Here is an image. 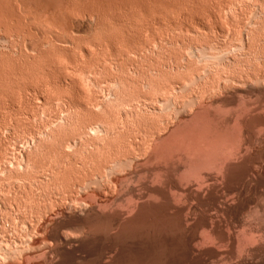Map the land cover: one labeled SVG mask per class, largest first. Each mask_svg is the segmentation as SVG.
<instances>
[{
    "label": "rangeland",
    "instance_id": "1",
    "mask_svg": "<svg viewBox=\"0 0 264 264\" xmlns=\"http://www.w3.org/2000/svg\"><path fill=\"white\" fill-rule=\"evenodd\" d=\"M148 1L147 0H80V1L79 0H1L2 5H0V23L3 21L6 22L8 20V22H11L10 23L11 28H8V25H9L8 22H7L8 25L4 22L6 25L4 23L3 24L5 26H7V28L5 26L4 27L1 26L2 28H0V39L1 38L2 39L7 38V40H8L10 38V40H8V41L11 45V42L15 43L14 40H16L15 38H17L16 43L14 45L16 46L19 44L20 46L18 45L17 47H15L12 44L11 46H14L15 48L11 47L12 49H10V45H9L7 40H3V41L0 40V59L3 57L2 58L3 60L1 59V62H0L1 63L0 64V68H1L0 70H2L3 66H5V65L9 67L12 63L14 64V62L16 61V60H14L15 58L19 59L18 61L20 63V67L25 68L24 66L27 64L25 63L26 61L25 62H23V61L25 60V58H26V60L28 59L27 55H31L30 57H33V56L37 57L38 56V54H37V56L36 55L32 56L33 53L36 54V52H33L34 51L33 47L35 48L37 45L38 46L40 45V47L37 46L38 48H41V49H39L40 52L43 48L47 49V47H48V49L50 48V51H52V52L55 51L53 53H58L59 51H61V52H59L60 55L58 53V56H56L57 55L56 54L55 55L56 57L54 56V60H53L56 62L57 57H58V61H57L58 64H57V62H56V64L61 66V68L63 65L67 64V66H68V64H71V65H74L75 68H77V66L80 65L82 70H85V69L87 70L88 64L92 63L93 61L95 62V60L96 61L101 60L100 62L101 63L103 62L102 65L104 64L103 66L105 67V64L107 62L102 61L104 56L106 58V59L104 58V60H107V58L112 57L111 58L112 60H110V61L113 62L115 60V61L119 62V63L115 62L118 66L116 67V70H115L116 72L112 71L115 74L114 76H116L119 73H120L119 74L120 76H123L122 75L123 70L121 72H119V71L123 67L120 64H123L124 62L127 63V64H124V66L126 65V67H123L124 70H126V68L129 69V66H130L129 64H131L132 69H129V72L134 71L131 73L133 76H135V74H138L140 71L142 73L143 69H146V70L149 69L148 71L151 70V72H148V71L146 72V70L144 71L145 76L148 75L147 73H149V74L152 73L151 76H153V77L157 76L158 74H160L159 76L162 77L163 73H165V70L167 69L166 70L167 72H166V74H164V77H167V76L169 77V75L173 74L174 71L170 70L171 73L170 72L168 73V71H169L168 69L171 67H174V68L177 66L180 67V65H181L182 69L179 68L181 71L180 70H177L179 72L176 71L177 73H180V78L178 75H176L178 77L176 80H178V81L175 84H173L174 83L173 80H175L174 76L170 75V76L174 77V78L171 77V79H173L172 80L173 83H172V81H170V82L168 81V79H167L168 77L166 78L167 79L166 81L169 82V85H170L168 87H166L167 85L166 86L164 85L165 80L163 82H161L159 76H157V79L160 81H153V82H155V85H154L152 80L153 79L156 80V77L151 79V82H148V81H150L149 78H151V77H149V75L147 76L146 79H145V76L143 75V73L141 75L138 74L134 78V77H132V75L129 72L125 73V71H124V74L128 73L131 76L127 74L128 78H127V76H126V78L129 80L124 79L125 81H127V83L124 81L125 82V84H124V82L122 81L123 79H121V82L123 85H125L127 87H129L128 86V83H129L130 89L128 88L129 89L128 91H130L129 93L132 92L133 95H134V92H140V90H138V88L141 89L140 84H141V86L145 84V83H143V84L141 83L142 80L141 81L139 80L140 82L136 81L135 83H136L137 87H136V85H133V86L136 87L137 91L133 92L132 91L133 86L131 84H133L135 79H138L137 77H139V79L144 78L145 81L147 80L146 83L148 82V83H150V85L152 83V85H154V86L151 85L152 86V88L150 89L151 92L149 91V89H146L150 93V94L148 93L149 95L147 94L146 97L142 98V96L144 94L143 95L141 94L142 96L138 95L139 97L136 95L137 93L135 94L137 98H142V99H140L141 101H139V99H137L138 101L136 99H134V100H136L137 103L139 102L138 104H140V102H141V104H143L144 102L142 100L145 99L144 100L145 106H149V105L151 106L152 105L151 103H154V101L157 99L161 98V100H162V94L158 95L159 92L155 91L156 87L159 86L156 82H159L160 85L163 83L162 88H161V86H159L161 90L164 89V87H166L165 89H167V88L173 89L174 88L173 90H175V91H173V92H172V89L170 90L171 92L169 91V89L164 91L166 94L168 93L167 96L165 94V97H169L168 100H171L168 102V100L166 99L167 100L166 106H169L172 103V101L175 102V103H173V105L172 104L171 105L173 107H177V108H172V110H174V109L176 111L178 110L177 115L175 116L174 112L172 111L173 114L171 113V117L175 116L176 118H178L181 122L182 127H184V123H185V125H186L185 127L188 131H189L188 123L193 118V116H194L193 114H196V112L200 113V111L201 112L204 111L205 110L204 108H206V110H207L206 113L208 112L209 114H213L214 111H216L215 110L216 107H218V108L220 107L221 109H223V111L235 112L236 110H238L237 106H238V98L239 97H242L244 99L246 98V100H248L250 103L264 105V95L263 94L261 95L258 93L259 90H261L260 89L261 85H264V83H260L261 81L255 82V81L259 80V79H257L258 76L260 78V76H262V74L264 72V3L262 0H148ZM93 2H94V4H92V5H95V3H96L95 10H96V7L98 6V4L100 3L99 5H100V7H102V9H100L98 6V10L100 13H103V11H104V14L101 15L97 10V13L99 14V19H96L95 21L94 20L90 21L87 18L89 15V12H87L88 13V15H87L86 12L83 13L82 11H86V10H84L85 8L88 11L90 8L89 5H91V3H93ZM58 4H60V5L57 6ZM262 4H263V6H262ZM61 5L64 8H61L60 7ZM139 5L140 6L145 5L146 7H143V9H142V7H140V9H142V11H141L139 8H135V7H139ZM55 6H56V8L58 7L57 8L58 10L56 8H54ZM260 6L262 7L261 8L262 15H260L259 16L260 18L258 19V16L256 17V15H258V14H255V13H258L257 11L260 9ZM222 7L223 8L225 7L224 9H222L223 11L221 10ZM49 8L51 9V11ZM145 8H147L146 11L144 10ZM103 9H105V10H103ZM114 9L116 11H114ZM13 11L15 13L16 12L17 13L15 14ZM12 12L17 17H15L14 14L10 15V13H12ZM144 14H146V15H144ZM82 15H85V17H83ZM100 15L102 17H100ZM9 16L12 19H9ZM261 16H262V18H261ZM82 17L86 18L87 20L83 19ZM253 17L255 20L253 19ZM252 20H254V21L252 22ZM58 21L60 22V24ZM86 21H88L87 25H85ZM92 21H93V24L96 23V25L94 24L95 26L93 24L92 25L90 24ZM69 23H72V25L74 24L73 26L71 25L72 27H74L76 23L78 24L77 27L80 25V28L79 27L78 28L80 30H82L81 31L82 33L77 29V27L73 28V29L70 28L71 32L76 30L75 31L76 33L74 35H70L69 40L72 42L70 43V41H69V43L68 44L66 43L67 44L66 45L65 43L61 42V41L65 42L67 40L65 38L66 36H64V33L62 31V29H63L62 27L65 26V28H66V24L68 25ZM46 24H47V26H46ZM0 25H2V24H0ZM84 25H85V27H84ZM86 26L87 27L89 26L91 28V30L88 27V29H89V31H88ZM92 28H94V29L92 30ZM84 29H87V31H88V32L86 31L87 34L84 32L85 31ZM184 29L187 32H185ZM10 30H13L14 32L10 31ZM67 30H69V29L67 28ZM9 32H13L15 34H12ZM16 32H19V33L17 34ZM64 32L67 35L71 34V33H68V31H66V29ZM77 32H78V35H77ZM241 32H243V33H241ZM246 33L249 36L246 37L245 36ZM16 34L20 35V36L15 37ZM79 34L81 37L79 36ZM11 35L12 36L14 35L13 36L14 40H12L13 37L12 38L9 37ZM75 35H77V37ZM43 36L45 39H43ZM72 36H75L76 37L75 40L77 39L80 42L79 47H77V45H75L76 51L73 50V49H75L74 44H79V42L77 41L78 43H76V41H73L74 37L72 38L73 40L70 39ZM165 36L167 38H165ZM250 36H251V39L254 38L253 41L249 39ZM55 37L58 40H56ZM47 38H49V40H46ZM160 38L162 40L161 41V43H162L161 47H159L160 46L159 45V42H160L159 39ZM243 38L248 39L247 40L248 44L249 43L255 44V45L251 44L252 45V46H250L251 49L249 48L250 44L249 45L247 44L248 48L247 47L246 48L248 49V51L245 47L240 46V45H242V43L240 41H242ZM41 39L45 40L46 43L48 41H49L48 43H50V40H51V43H54L55 47L53 46L54 44H52V45L47 44V47H46L45 42L43 43V45L37 44L38 43L37 41L38 40L41 41ZM53 39L57 43L59 41V43L57 45L59 48L61 47L62 50L57 49L56 43L54 41H52ZM155 39H157L159 42ZM22 40H24V42H22ZM1 41L3 43H1ZM6 41H7V43H6ZM152 41H154V42L157 41L156 45L154 43L155 46L153 45L154 46L153 49H152V44H151V43H153ZM17 42H19V43L17 44ZM21 42L23 45L25 44L24 47L21 46V44H20ZM42 42L43 41H41V43ZM93 42H94V44H93ZM108 42H109V44H108ZM28 43L33 44V45H31L32 47L29 46ZM60 43L62 44V46L60 45ZM86 43H87V47H85ZM89 43L92 46L89 47V45H88ZM149 43H150V45H149ZM34 44H35V46H34ZM71 44H73V46ZM48 45H50V47ZM83 45H85V46H83ZM25 46H27V48L30 47L33 50H31L29 48L24 50L25 51V52L23 51L24 54L28 53V54H25L26 56L24 57V54L22 53V51L21 52H18V51H20V49H21L19 47H23V49H24V48H26ZM41 46H44V47H41ZM52 46L56 50H54V48H52L53 49L52 50L51 49ZM69 46H71V48ZM80 46L83 48L85 47L84 50H83V48H82V50H78L79 48H81ZM93 46H94V49L97 51H95L92 48ZM104 46H106L107 49ZM253 46H255L254 47L255 49L253 48ZM142 47L146 50L147 49L149 50L151 48L153 51L152 50H151L152 52H150V50L146 51ZM147 47H149V48H147ZM16 48L18 49L17 52H16ZM36 48H35V50H36ZM38 48H37V53H39ZM141 48L143 49L144 52L142 51ZM242 48H244L246 51ZM46 49H43L42 51H44ZM86 49H87V51H86ZM29 50H30V52H29ZM69 50H71L70 54H69ZM130 50H131V52H130ZM74 51H75V53H72ZM80 51H84L83 52L84 54L85 53L87 54L89 51V54H87L88 56L90 55L89 58L86 54L84 56V54ZM92 51H93V53H91ZM94 51H95V53H94ZM127 51L129 52V54L127 53ZM46 52L47 51H44V54L42 52L43 56H45V58H46L49 55L48 57H50V54H47ZM52 52H51V54H53ZM78 52H80L81 55L83 54L82 56H84V57H82L80 55V53H79V55L77 54L78 56H75L76 53H78ZM139 52H142V53L140 54ZM9 53H10V55H9ZM17 53L19 54V56H17L18 55ZM135 53L139 54V55L137 56ZM4 54H5V56H4ZM12 54H14V55H12ZM21 54L23 57L21 56ZM42 54L40 53V55H42ZM45 54H47V55H45ZM71 54H75L74 55L75 58L79 57L80 59L78 60V58H77L78 61H76L73 58V60H72L73 55H71ZM92 54H95V56L99 55L98 57L100 60H98V58L95 56H94V59L95 58L96 59L91 60ZM8 55H9V57H8ZM53 55H51V57H53ZM43 56H40V57H43ZM68 56L71 58V59H69V61L67 60L68 58L66 59V57H68ZM21 57L24 60L21 59ZM51 57H50V59L52 60L53 58H51ZM5 58H6V60H5ZM45 58L43 57L44 60H45ZM83 58H84L85 62L86 61L88 62V64H86L87 62L85 63L86 65L84 64L85 65L84 69L82 67L83 65H81V62H79L82 60V64H83L84 63ZM125 58H126V60H125ZM169 58H171L172 60ZM173 58L175 60H173ZM20 59L23 60V61H21L22 63L20 62ZM40 59H42V58H39V60ZM63 59L65 60V62L62 61ZM166 59L169 61V63H167L168 61H166ZM10 60H12V62ZM31 60H33V62H34L35 59H31ZM39 60L38 59L35 60L36 62L38 61L37 64L40 62ZM66 60L68 62H71L70 60H72V62L76 61L78 64L79 63L80 64L77 65L76 62H74L75 64L74 63H67ZM161 60H163V65L165 67H163V65H161V66L159 65L160 67L158 66V63L159 62L161 63ZM5 61H6V63H5ZM18 61H16V62L18 63ZM43 61L40 63H41V66L43 65L44 67L47 63L49 65V63L51 62L49 60V61H47V63L45 61L44 62L45 64H43ZM110 61H108V63L109 64L111 63V65H114V67H115L116 65L113 64L114 62L112 63ZM176 61L177 62L179 61L178 63H180V65H178V63ZM9 62H11V63L9 64ZM16 62H15V64H17ZM28 62L29 61H27V63ZM30 62L28 64H30ZM36 62L33 63L34 66L36 65ZM55 62L53 64L50 63L51 66L52 65L54 66ZM59 62H60V64H62L63 62L64 63H63V65H60ZM121 62H123V63H121ZM134 62H136V63H134ZM164 62L169 64V65L168 66L165 65ZM23 63H24V65L22 66L21 64H23ZM96 63L97 62H95V64ZM99 63H97V64L99 65ZM108 63L106 65H108ZM18 64H17V66H18ZM170 64H172V65H170ZM33 65H31V68L33 67V69H35L36 67L34 68ZM57 65H55L54 68L52 66L50 68L51 71L54 69H56L54 71H56L57 73H59V71L61 73L64 71L66 74H69V76L71 78L72 77L74 78V79L73 78L71 79L70 77L67 76L68 78L66 77V79H67L68 83H63L64 84V85L62 84L63 88L65 87L66 84H67L68 88L70 86L73 87L72 84L70 85V83L79 78V74L77 75V74L71 73L72 68H74V67L69 65L71 68L65 67V69H67V68L68 69L62 71V69L59 66L56 67ZM89 65L94 66V67H92V69L89 68V71L93 70V68H95V66H96L93 64H89ZM119 65H120V67L121 66L122 67L120 68ZM149 65H153L151 67L152 69L148 68ZM174 65H176V66H174ZM11 66L13 67L14 65H11ZM17 66H15L14 68L6 67L8 69H5V67H4V71L6 70L5 71L6 74H7V70L9 72H11L10 74H11V76H13L12 78H13L15 83L12 81L14 84L11 85L12 84L11 83L12 78L9 75V73L7 75L11 78V79H8L10 81V83L8 80L4 81L5 83H3V81H2L1 83H3V84L0 83L1 84L0 86L3 85L2 87H0V88H2L1 92H0V107L4 106L3 107L4 109L3 108L0 109L1 110L0 111V161H1L0 163L2 164V166L6 164L5 165V166H7L6 168H9V166H11L12 168L15 167L13 164H15L16 161H14L13 158L16 159L15 158L16 156L18 157L20 155L26 154L29 152V150L31 152V149L27 148V146L24 143L36 131V128H34L35 127L34 125L38 126V128H37L38 133L41 132V130H45L47 127H49L51 125L50 123L53 121V119L58 114H60L59 112L61 110H63L62 109L63 105L61 103L64 104L65 100L70 101V99H68L69 98L68 96L71 95L70 89H72L71 87L68 89L67 86L64 88V91L67 92V95H66L67 97L65 96L66 98H64L63 101H61V99H59V98H63V96L65 95L64 91L62 92V90H61L62 86H61V88L59 87L60 90H59V88H57L59 91H54V88H52L51 86L48 87L46 85L47 88L51 87L48 90L50 92L49 93L46 89V86L44 87L42 85L45 83L44 82L42 83L41 79L45 81L44 78H45V76L47 77L48 73H49V75L51 74L50 77L54 74L57 75V73H55L54 71H52V73H54V74H52L50 71L49 72L47 71L48 73L45 72L46 67H47L46 66L45 69H43V71H42L44 73L43 74L44 76L41 74H39L40 75L39 77H37L38 75L36 76L38 82H36V81L34 82L31 80L30 82L34 83V84H31L30 82H28L27 79H25V80H27L26 83L28 82V84L23 82L26 87L29 84L32 85V86L29 85L30 88L32 87V89L29 88V90H33V88H34L33 86H36L35 83H37V86L40 84L42 87L45 88V89L42 88L43 91L40 89L43 94L40 93L41 95H39V92H38V91H40L39 89L37 91L38 93L36 91H33V93H31L32 91H29L27 93V91H25L26 87L21 82L23 80V78L21 77L22 79H20L19 77L21 75L20 76L18 75V74H20V73H18L20 67L17 68ZM27 66L29 67L30 65H27ZM108 66L110 67V65H108ZM131 66H130V68H131ZM49 67H50V65L47 67V70H50V69H48ZM80 67H78V70L81 71ZM109 67H106V68H108L109 71L104 69L105 72L104 71L102 72V70H101L100 71L101 75H96L97 77H99L98 79H97V77H95V78H94V76L92 77V74L89 76V78H94V79H96V81L97 80L100 81L99 83L102 85H100L98 83V81L96 83L94 82L95 84H90L91 82L87 83V81H85V83H84L85 85L84 84L81 85L83 88V92H84L83 98L86 97L89 100V97H87L86 95H88V96L91 95L90 99L92 96H93L92 99L94 97L96 98L97 96H99V97H97L98 99L102 98V96H103L102 93L104 92V90L109 85H112V84H110L111 82H109V83L107 82L108 81L107 79H110L108 77L113 76V75H109L108 77H106L107 79L105 78V76L112 73V72H110L111 69ZM134 67L139 68L141 70L135 69ZM185 67H188L187 70ZM37 68H38V65H37ZM57 68H59V69H57ZM158 68L160 69V71H159L160 73L158 72V70H159ZM9 69H11V71ZM63 69H64V66H63ZM118 69H119V71H117ZM128 69H127V71H128ZM163 69H165V70H163ZM177 69H178V67H177ZM188 69L190 70V72H187ZM12 70H14L16 72H12ZM135 70L138 72H136ZM185 70H186L185 73L187 74V76H188V74L190 76H191V74L193 75L194 78L191 76L192 77V78H190L191 81H192V79H195V78L197 80L195 79V80H193V82H191L190 79L188 80V77L186 76L187 80L185 79V82H188L189 84L184 83L185 85L183 84V86H181L180 84L183 83V80H184L183 77L181 76V74ZM191 70H193V72H191ZM67 71L68 72L70 71V72L67 73ZM89 71H87V72H89ZM194 71H196L197 73L195 72L196 74H194ZM107 72H109V73H107ZM12 73L13 74L17 73V75L16 74L15 75L17 77L18 76L19 77L17 78ZM70 73L72 74V76ZM103 73L104 74L107 73V74L104 76ZM167 73L169 75H167ZM49 75H48V77H49ZM61 75H59V76H61ZM75 75H77L78 77L76 78ZM102 75L104 76V78H101ZM119 75H117V77ZM173 75H175V73ZM57 76L55 78H58ZM141 76H142V78H141ZM48 77H47V79L50 78V77L49 78ZM186 77H184V78H186ZM14 78H16L17 80L20 79V80H18L20 82H18ZM51 78H53V77H51ZM131 78L133 79V82L130 84ZM68 79H71L72 81L71 80L69 81ZM101 79H103V80L106 79V81H104L105 83L102 82ZM144 79L142 82H145ZM171 79L169 78V80H171ZM34 80H36V79H34ZM79 80H80L79 82L82 83L81 77L79 78ZM119 81H120V79H119ZM137 82H138V84H137ZM167 82H166V84H168ZM21 83H22V85H21ZM97 83L99 84L98 87L106 86L105 88L102 87L103 91L101 88H99L100 90H98L97 88L94 90V88L97 86L96 85ZM107 83L109 85H105ZM4 84H6V85H4ZM122 84H120V85H122ZM171 84L173 85V87ZM175 85L177 86L178 89L176 88ZM23 86L25 87L24 89L22 88ZM37 86H36V88H37ZM91 86H92V88H91ZM125 86H123V88ZM131 86H132V88H131ZM53 87L56 88V86H53ZM127 87H125L126 90H127ZM120 88H121V86H120ZM142 88H144V87L142 86ZM154 88H155V90H154ZM51 89L53 90V92ZM57 89H55V90H57ZM90 89L93 91H89ZM125 89H124V91L121 92V94H122V96H124V98H125L126 94L128 93V91H126ZM152 89L154 90L155 94H156V92L158 93V94H156V96L152 95V94H154ZM160 89L157 87L158 91H160ZM34 90H37V89L34 88ZM73 90H72V95L73 96L77 95L76 91H73ZM133 90H135V89H133ZM141 90L143 91V89H141ZM144 90H145V88H144ZM12 91H13V93L11 94ZM100 91H101V93H100ZM125 91L127 93L125 95H123ZM147 91H144V92L147 93ZM167 91H169V92H167ZM34 92H36V93H34ZM47 92L50 94L49 96H51L52 93H54V92H56L58 94L59 98L55 97L57 95H55V96L52 95L51 98H49V99H53V100L58 98V100L57 99L55 100L56 106L54 104V101H52L53 103L50 104L49 107L47 105L48 103H43L44 99H46V98L48 99V97H49V96H47L48 95ZM58 92H60L63 96L61 95V97H60L59 96L60 94ZM74 92H75V94H74ZM86 92H87V94H85ZM92 92H96V93L93 95ZM161 92H163V90ZM56 93H54V94H56ZM13 94H15V95L13 96ZM25 94H27V95H25ZM132 94H128V95L131 96ZM138 94H140V93H138ZM30 95H31V97H30ZM128 95H127V97H128ZM25 96L26 97L28 96L30 99L27 100V98ZM122 96H121V98L124 99ZM150 96H153L152 98H154V101L152 100V98ZM158 96L159 97L161 96V97L159 98ZM34 97H36V98H34ZM41 97L42 98L45 97L43 99V101H42ZM72 97H71V99H72ZM163 97H164V94H163ZM73 98H74L73 100H75L77 98L75 100V102H80V101H78L79 100L78 96L77 97L74 96ZM130 98L131 97H128L129 100H130ZM146 98H147V100L151 98L148 101L149 103H150V101H152L148 105H147ZM31 100H33L34 102ZM36 100H39L42 105L46 104L47 106L45 105L43 108V106H41L40 104H39L40 106L37 105L39 103V101L36 102ZM73 100H71V101H73ZM126 100H127V98L124 101H126ZM129 100H127V102H126L127 104H128V102L130 103ZM163 100H165V99H163ZM58 101L59 102L61 101V103H59ZM81 101H83V100H81ZM84 101L86 102V99H84ZM124 101H122V102H124ZM30 102L34 103V105L30 106V104H32ZM4 103H6L5 105L7 107V110H6ZM11 103L14 104V105L12 104L13 107H12V105H9ZM133 103L134 102H131L130 105H132ZM35 104H36V106H35ZM58 104H60V107H62V108H60L58 106L60 108V110H59V108H57ZM122 104H124V103H122ZM127 104H125V105H127ZM138 104H136V105H138ZM175 104L177 106H174ZM52 105L55 107V109L57 108V110L53 109L54 113H52L53 111L51 110L52 108H54V107H52ZM34 106L36 108L37 107L42 108V110H41L42 112H39L40 114L36 113L39 109L38 108L34 109ZM150 106L148 107V109L150 108L149 110H151L150 112H148L149 110L147 108H146V111L148 110L147 113H146L145 109L144 110L142 109V112L143 113L145 112L146 115L148 113L153 114V112H155L154 115L156 117L157 116L161 117L162 115H159V114L164 113V112H162V113L157 112L156 110L153 111V109ZM172 106H170V107H172ZM200 106L202 107L203 110L200 109ZM10 107H12V109ZM49 108H51L50 109L51 112L49 111ZM32 109L36 110L35 111L36 114L34 113V111H32ZM196 109H200V111H198ZM167 110L169 113L171 112V111H169L171 109L167 108ZM167 110H164V111H166L164 113V115L167 114ZM56 111H59V112H56ZM27 112H29L31 115H29V113L27 114ZM143 113L138 114L139 120L136 119L135 120L136 122L133 121L134 118L132 119V115H130L131 117L129 116L130 118L129 117L126 118L127 123H126L125 128L127 130L125 129V131L123 133H121L120 136L115 137V139L122 137L121 142L119 141L121 139H119L117 141L119 144H117L115 142L116 145L119 147H117L115 144H113L114 142L112 143L113 146L114 145L116 146L115 147L116 151L115 150L113 151L112 149H110V148L114 149V147L111 145V143L109 144V146L110 145L112 146V147H109L110 151H112L111 153L114 155L117 154L119 158H121V159L124 158L123 155H125L127 153L125 155V158H124L126 160L122 159V161H121V159H118V157H117L116 161L119 162V160H120V163L116 162V164L117 163L118 164L123 163L122 168L120 167L121 165L117 164L119 166V168H121V170L117 169V170H119L118 173L116 172L117 170L115 172H114V170H111L110 168H112V167L109 165L108 166L109 170L106 171L105 173L108 172L110 174V172L113 171V173L111 172L112 173L111 176H109V174L107 173L106 175H108V177H106L103 174L104 178L102 177L103 176L102 175L101 178L100 177H98V179L95 178L96 180L93 178V180H95V181H93L91 179L95 184H97L102 178L105 179V177H106L107 180L103 181V179H102L101 180L102 182L100 181V185L97 186V188H94V187H96V185L93 187L90 186V185H94V183L92 181L88 182V183H90L89 186L87 185L88 183L86 184L87 185L86 187L92 188V189L89 188L91 190H87L88 188L86 189L85 186L81 185V187L79 189H77V191H75L73 189V187L70 186V184L72 183V181H71L72 177L74 175L77 176L73 172L69 173L70 172L69 170L72 169V167L69 169V166H71L72 163L74 162L72 160L73 157L71 154H73L74 160L77 159L78 156L76 157V154H74V151H72L71 154L69 153V152H71L72 149L71 150L68 149V150H70L69 152L67 151V153L72 157V158L69 157L70 161L72 160L71 161L72 163L69 162L70 163L68 166L69 170L66 169V173L65 172L64 173L67 174V172H68L69 174H71L73 176L70 177L69 174H68V176L66 175L65 177L70 178L69 179L70 181H67L68 178L65 179L64 176H61L62 174H60V176H61L60 178L61 179L64 178V180H62L61 183H63L64 185L66 184V186H64L62 184L60 187L62 189L64 186V188H63V190L59 189L58 194H59V192L61 194V191L64 193V190L66 189L65 191L68 193L71 190L70 192L72 193L71 195H72L73 199L76 196L78 199L81 198L82 200H84V199H86L87 195L88 194L91 195V193H92V195H95V197L97 196L96 198H98V200H100V202L95 197H94V199H96V203H94L93 199H91L93 197L90 198L89 202L87 201L89 199L87 197L86 201H87L88 205L90 203H92L95 207L96 206L98 207V205L102 204V202H103V204L106 203L104 205L105 206L107 205L108 208L107 209L105 208L106 210H104V209L102 210L106 214L101 212V210H100L101 208L99 209V207L98 208L96 207V211L97 210H100V211H97L95 214L97 215L98 218H101V220H98L96 218V215L95 216L92 214H89L88 216L85 215L84 210L86 211V209H88V208L86 207V205L83 206L81 204V206H80V203L78 204V202H77V205H79V206H77L75 204V202H76L75 199L76 200H78V199L75 198L72 201L71 200L67 201L69 207H67L68 206L67 202L66 203L64 202L66 205L63 204V202H59L58 203L59 205L57 203H54L56 206L53 205V203L48 204L49 205L48 208L47 207L45 208V212L48 213V214H46L47 218L45 217L43 219L45 222L44 221H39V222L37 221V223L40 226L39 227L38 224H36L35 218L33 216L35 213V207L33 208V205L34 204L37 205V203H38V202L34 203L35 202L34 198L36 199L39 196L38 198H40V197L41 198L40 199L37 198L36 200H42L43 201L45 195L42 198L41 194H43V193L40 194L39 191H41V192L43 191L44 193L48 192L47 195L49 194L48 196H50V197L56 196L57 194L55 192L54 193L51 192L50 189H48L44 186H42V187L37 186L34 183L33 178H30L31 176L30 177L27 176V178H30L33 183H31V180L27 179L25 176L22 177L23 180H24V178H26L25 182L21 181L22 178H19L21 180L17 179V182H15V180H9L10 181L9 182L8 180L6 181L5 178H3L4 180H2V177L5 176L8 169L5 172L1 173L2 175H0V180H1L0 181V213H1L0 214V232H1L0 233V264H264V244L260 245L261 248L259 247V249H257L258 251L256 250L255 252H249V255H248V252L246 250L240 249L239 247L237 250H235L236 253L232 252L231 251L232 245L229 241V239H231V238H236V239L242 238L246 234L252 233L251 231H255V232H253V234L255 235V233L257 232L258 229L259 230L264 229V223H263L264 217H261L264 215V213L262 212V210L264 209V203H263L264 202L263 201L264 200L263 199L264 198V196H263L264 195V188H262L260 190H254L253 188H251L248 191V193L246 194L244 202L242 203L243 205L241 204V206L238 204H237L238 206H236V204L224 205V204H221L222 200L220 199V201H219L220 203L218 202L217 206H220V207H222V205L226 206V207H223V208H225L226 211L224 210L225 212H223L222 214H221V212H218L217 206H215V207L213 206V207L208 208V209L206 208V210L205 209L200 210L202 214H200V211H198L199 213L197 211L195 213H193L194 212L193 208H196V207L198 208V206H199L198 201H195V200L194 201H188L185 197L181 196L183 194H178L179 191L177 192L174 189H173L174 192H172V191L168 192V189H167V191H164V192H167V194H165V198L166 197H168V198L165 200L163 199L164 201L163 200L160 201L161 203L159 202V204H157L158 206L155 204L154 205H145L139 211L133 210L134 212L129 208V207H131V205H130L131 203H130V200L128 199L127 193L130 192L131 190H133V191L135 190V192H137L141 195V193H143L142 184L144 182V178L148 179L149 171L151 169L150 168L151 165H149L150 167L148 165H147V167H145L146 165L144 166L143 158L145 156H143L144 155L143 153H142L143 155L140 154L139 152L134 153V151L140 150L139 149L140 147L138 148V146H135V145H127V142H130L132 144V140H134L136 137L135 135H137L136 133L138 131H140L142 128H144L143 129L144 132H146L145 130H148V129L150 130L152 128V126H151V128H149L150 126L149 127L146 126L145 123H148L149 121L145 122L146 115H144L145 113L144 114ZM169 113H168V116L166 115L168 117V119L170 117ZM203 113H205V112H203ZM26 114L28 116H26ZM33 114H35V115H33ZM37 114H38V116H37ZM142 114H143L145 119L143 118ZM133 115H135V114H133ZM148 115H147L146 121L148 120V117L150 116V115L149 116ZM154 115H152L153 118L155 117ZM30 116H32L33 118ZM35 116H36V118H35ZM136 116L137 115H135V117ZM140 116L144 119L143 122H145V123L141 122V120H143V119H141ZM166 116H165V118H167ZM258 116L263 118L264 117L263 111H261V113H258ZM29 117H30V119H29ZM27 119H28V122L29 121H31V122L34 121V122H32V123L29 122L27 124ZM149 119H150V122H153V120H155V119L151 120V116ZM30 123L34 124L33 126H31L32 128L30 127V125H31ZM141 123L143 124V126H141L142 125ZM144 124H145V126H144ZM151 124H153V123H151ZM147 125H149V123ZM140 126H141V128H139ZM228 126L231 127V124L229 123ZM24 127H26L27 129ZM43 127L45 129H43ZM2 128H4V129H2ZM16 128H19V129L17 130ZM28 129L29 130L32 129L35 131L31 130L32 134L30 135V133H27V132H29ZM12 130H13V133H12ZM14 131H16L15 132L16 135L13 136V134H15ZM23 131H26V132H23ZM135 131H137V132H135ZM37 132L35 133V135L37 134ZM22 133H24V134H22ZM147 133H148V131H147ZM27 135H28V137H27ZM133 135H134V139H133ZM30 146L33 149L32 145H30ZM134 147H137L138 149L134 148ZM46 148L44 151H48L49 156H51V154H53V155L56 154V153L54 154L53 149H49L51 147L48 148L46 146ZM132 148H134L135 150H133ZM117 149H119V150H117ZM131 149L133 151H130ZM20 150H22V151H20ZM23 150L25 151V153ZM50 150H52V152ZM120 151H121V153H120ZM115 152H117V153H115ZM120 154L123 157H120L121 156ZM48 155L45 156V158L48 157ZM53 157H49V158L50 159L53 158L52 161H57V159H60L61 157H62L61 159H63L62 155H61V157L58 156L60 158H56V159H55V156H53ZM79 157H81V156H79ZM38 158L40 159V157H37L35 159H38ZM43 158H41V160H40L41 163L43 162L42 161ZM31 159H33V157H31ZM39 159L37 161H39ZM61 159L58 160L56 163L59 164L60 161H62ZM4 160H7L8 163L11 160H13L14 162L11 161V164L7 165V162H5ZM34 160H33V162H34ZM46 160H47V158L44 160L45 162H43V163H45L47 165L52 163V161L48 163ZM101 161H103V160H101ZM34 163H37V162L35 161ZM41 163L38 162L37 163L38 165L36 164L38 167L35 168V170L39 171V168H41L42 164H43V163L42 164ZM79 163H80V161H79ZM40 164H41V166L39 167ZM53 164H54V162H53ZM58 164H54V165H58ZM79 165H81V163ZM42 168H44V167H42ZM241 168H244V167H241ZM18 169H20V168L18 167ZM60 173H62V171ZM3 174H4V176H3ZM175 178H177V177H174V179ZM179 178H181V177L178 176L177 180L173 179L172 183H174L175 185L177 184V186H179L180 189L182 188V190H187L188 186H186V185H188L189 183H190L189 185H191V183L194 184V182L197 180V179L195 180V178H194V180H192L190 178L189 180L190 181L192 180L193 182H189V180L187 178L185 180V178L182 177V179L184 178V180L187 182V184H186V182L185 183L183 181L181 182V180ZM18 180L21 181L20 183H23V184H21V185H23V187L27 183L30 182L29 184L30 185L33 184L32 185L33 187L32 186L31 187L34 188V190L31 189L30 185L27 186L28 184L26 185L27 188L21 187V185H19L20 183H18L19 182ZM65 180L67 181V183H65L66 182ZM14 182L17 183V187L20 186L21 188L20 187H19L20 189H18L16 187L13 188L12 186H14V185L12 183H14ZM91 182H92V184H91ZM179 182H181V183L178 184ZM197 182L201 183L200 180L199 181L197 180ZM68 183H70V184H68ZM8 184H10V185H8ZM102 184H104V186L100 187ZM218 184H220L223 187H221ZM43 187L46 188V190H48V191L43 190L44 189ZM83 187H85V188H83ZM161 187H165V186L161 185ZM220 187H221V189H220ZM224 187H226L224 184L217 182L212 188L209 189L208 192L206 191L205 194L208 195V197L203 195L204 193H202L200 190V192L202 193L203 196L200 194V195H198V198L201 201L206 200L208 202V199H207V198H209L208 193H215L218 191L219 192L221 191V193H222V192H224ZM12 188H13V190H12ZM28 188H30V190ZM41 188H42V190H41ZM14 189H15V191H14ZM25 189L27 190V192ZM68 189H70V190L68 191ZM85 189H86V191H84ZM97 189H98V191H97ZM163 189L166 190L165 188H163ZM17 190H19V191H17ZM31 190L34 193L33 192L31 193ZM35 190H36V192H35ZM92 190L94 192H92ZM29 191H30V193H29ZM198 191H196V192L199 193ZM20 192H21V194H20ZM23 192H26V193H24V195H23ZM49 192H51L52 194H50ZM196 192H194L193 194H195V196L197 197ZM35 193L36 194L38 193L39 195L38 194H37V196L25 195V194H35ZM73 193H76V195ZM174 193H176V195H174ZM18 194L21 196H19ZM47 195H46V197H48ZM6 196H8V197H6ZM22 196L23 197L25 196V197L23 198ZM26 196L29 197L30 199L33 196V198H32L33 201L28 199V201L30 200L33 202L32 203L33 205H32V204H30L31 202L29 201V206L31 205L32 209L28 206L27 201H26V203L23 202L25 205L22 203V200L23 201L27 200ZM14 197H15V199H14ZM20 197H22L23 199ZM50 197H48V198H50ZM204 197H207V198L205 199ZM52 198H54V197H52ZM16 200H17V202H15ZM45 200H48V199L45 198ZM179 200H181V201H179ZM73 201H74V203H73ZM206 201H204V202H206ZM19 202H21L23 204L22 206L23 207L25 206V207L23 208ZM163 202H165V203L163 204ZM178 202H180V204ZM187 202H189V204ZM60 203H62V204H60ZM70 204L72 205L71 208H70ZM26 205L28 207V210L26 209L27 208ZM51 205H53V206H51ZM62 205H65V206H62ZM73 205L76 207V209H75V207H73ZM188 205H189V207H188ZM215 205H216V203H215ZM57 206H58V208H57ZM52 207H54V208H52ZM81 207L82 208L85 207V209L84 210L82 209L83 211H81L83 213L78 211L81 209ZM261 207H263V208L261 209ZM16 208L17 209L19 208L20 211H19V209L17 211ZM49 209H51V210H49ZM200 209H202V208H200ZM257 209H258V211H257ZM30 210H32V212H30ZM48 210L50 212H48ZM188 210H190V211H188ZM216 210H217V212H216ZM252 211H254V212H252ZM55 212H57V213L54 214ZM72 212H74L75 214ZM97 213H99V214H97ZM53 214L55 215V217L53 216ZM57 214H59V215H57ZM103 214H105L103 216L105 218H103L101 216ZM256 214H258L259 216ZM80 215H82V216H80ZM90 215L94 216L96 219L95 218L92 219V217ZM98 215L101 217H99ZM247 215H248V217H247ZM252 215H254V216H252ZM50 216L52 218H50ZM32 218H34V219H32ZM212 218H214V219H212ZM257 219H260L261 221L257 220ZM110 220L112 222H110ZM116 220H118V222ZM210 220H211V222H210ZM259 224L260 225L262 224L263 228H262V225H261V227H259ZM32 225L36 226V227H33ZM210 225L214 228L216 225L220 227L221 233L224 236V240L222 242L218 243L215 241L210 242V240L207 239L206 240V242H208L207 244L206 243L201 244V243L196 242V240L198 238H203V239L207 238L206 234L208 233V229H210L209 227H211ZM255 227L257 229H255ZM32 228L34 229V231H32L33 230ZM248 230H249V232H248ZM223 232H225V233H223ZM243 232H245V233H243ZM257 234L258 233H256V235ZM64 238H65V240H64ZM9 244H11V245H9ZM5 246H6V248H5ZM8 248H9V250H8ZM17 248H18V250H17ZM20 249H22V250H20ZM4 250L8 251L10 253L9 258L5 257L6 255L3 256ZM13 250L15 253L13 252ZM1 253H3V254H1Z\"/></svg>",
    "mask_w": 264,
    "mask_h": 264
},
{
    "label": "bare ground",
    "instance_id": "2",
    "mask_svg": "<svg viewBox=\"0 0 264 264\" xmlns=\"http://www.w3.org/2000/svg\"><path fill=\"white\" fill-rule=\"evenodd\" d=\"M80 1V0H79ZM148 1V0H147ZM263 1V3H264V0H262ZM72 2V1H71ZM149 2V1H148ZM81 3V2H80ZM107 3V2H106ZM170 3V2H169ZM92 4H94V2L93 3H91V5H89L90 6V8H89V10L87 11V9L85 8L84 10H86V11H82L83 13L84 12H89V15H88V13H87V15H88V19L91 21V20H96V19H99V14L97 13V10H98V6H99V8L100 9H102V7H100V3L98 4V6L96 7V10H95V5H96V3H95V5H92ZM0 5H2V3H1V0H0ZM49 5V4H48ZM60 4H58L57 6H59ZM128 5V4H127ZM85 6V5H84ZM103 6V5H102ZM126 6V5H125ZM225 6V5H224ZM262 6H263V4H262ZM45 7V6H44ZM61 8H64V7H62V5L60 6ZM59 7V8H60ZM82 7V6H81ZM104 7V6H103ZM110 7V6H109ZM120 7V6H119ZM140 7H142V9H143V7H146L145 5H143V6H140L139 5V7H135V8H139L140 9ZM53 8V7H52ZM54 8H56V6L54 7ZM58 8V7H57ZM56 8V9H57ZM80 8V7H79ZM114 8V7H113ZM117 8V7H116ZM225 8V7H224ZM223 7L221 8V10L222 9H224ZM261 6H260V9L257 11L258 13H255V14H258V15H256V17L258 16V19L260 18L259 16L260 15H262V11H261ZM50 9V8H49ZM71 9V8H70ZM109 9V8H108ZM125 9V8H124ZM142 9H140L141 11H142ZM58 10V9H57ZM64 10V9H63ZM103 10H105V9H103ZM145 11L147 10V8H145L144 9ZM163 10V9H162ZM50 11H51V9H50ZM75 11V10H74ZM78 11V10H77ZM101 11V10H100ZM114 11H116L115 9H114ZM223 11V10H222ZM221 11V12H222ZM14 12V11H13ZM10 13V15H12V14H14V13ZM98 12H99V10H98ZM102 12V11H101ZM129 12V11H128ZM144 12V11H143ZM17 13V12H16ZM15 13V14H16ZM61 13V12H60ZM59 13V14H60ZM82 13V14H83ZM100 13V12H99ZM116 13V12H115ZM155 13V12H154ZM14 14V16L15 17H17L16 15ZM46 14V13H45ZM63 14V13H62ZM101 15H103L104 14V11H103V13H100ZM106 14V13H105ZM254 14V15H255ZM86 15V14H85ZM85 15H82L83 17H85ZM100 15V17H102ZM144 15H146V14H144ZM38 16V15H37ZM82 17V18H83ZM98 17V18H97ZM63 18V17H62ZM74 18V17H73ZM72 18V19H73ZM261 18H262V16H261ZM9 19H12L10 16H9ZM55 19V18H54ZM66 19V18H65ZM83 19H86V18H83ZM82 19V20H83ZM253 19H254V17H253ZM87 20V19H86ZM156 20V19H155ZM255 20V19H254ZM254 20H252V22L254 21ZM257 20V19H256ZM262 20V19H261ZM11 21V20H10ZM41 21V20H40ZM145 21V20H144ZM5 21H3V22H1L0 24H2V25H0V28H2V27H4L6 24H7V22H8V20L4 23ZM45 22V21H44ZM55 22V21H54ZM59 22V21H58ZM85 22V21H84ZM251 22V23H252ZM5 25H4V24ZM9 23V25H8V28H11L10 27V23L11 22H8ZM87 23H88V21H86V24L85 25H87ZM158 23V22H157ZM59 24H60V22H59ZM70 24V25H69ZM68 25L66 24V28H65V26L64 27H62L63 29H62V31H63V33H64V36H66L65 38L67 39H65L66 41L65 42H63V41H61L62 43H69V37H70V35H74L76 32V30L75 31H73V32H71L70 30V28H76L77 27V23L75 24V26L74 27H72L73 25H72V23H69ZM91 25L93 24V21L90 23ZM95 25H96V23H94ZM93 24V25H94ZM40 25V24H39ZM72 25V26H71ZM85 25H84V27H85ZM89 25V24H88ZM94 25V26H95ZM154 25V24H153ZM253 25V24H252ZM2 26V27H1ZM46 26H47V24H46ZM69 26V27H68ZM90 26V25H89ZM88 26V27H89ZM100 26V25H99ZM6 28H7V26H5ZM50 27V26H49ZM60 27V26H59ZM79 28H80V25L78 26ZM77 27V29L81 32L82 30H80L79 28ZM82 27V26H81ZM83 27V28H84ZM87 27V26H86ZM88 27H87V29H88ZM91 27V26H90ZM89 27V28H90ZM67 28L69 29V30H67ZM95 28V27H94ZM94 28H92V30L94 29ZM65 29H66V31H68V33H71V34H69V35H67L64 31H65ZM82 29V28H81ZM87 29H84L85 31V33H86V31H87ZM196 29V28H195ZM77 30V31H78ZM90 30H91V28H90ZM147 30V29H146ZM190 30V29H189ZM188 30V31H189ZM10 31H13V30H10ZM46 31V30H45ZM70 31V32H69ZM88 31H89V29H88ZM87 31V32H88ZM184 31L185 32H187L185 29H184ZM14 32V31H13ZM13 32H9V33H12V34H15V33H13ZM79 32V33H80ZM17 34L19 33V32H16ZM39 33V32H38ZM82 33V32H81ZM241 33H243V32H241ZM15 35V37L17 36H20V35ZM87 34V33H86ZM9 35V34H8ZM7 35V36H8ZM77 35H78V32H77ZM77 35H75L76 37H77ZM83 35V34H82ZM245 35V34H244ZM14 36V35H13ZM12 35L11 36H9V37H13ZM47 36V35H46ZM45 36V37H46ZM59 36V35H58ZM75 36H72L70 39H72L73 37V41H76V43H78L79 42V40H75ZM79 36H80V34H79ZM246 37L247 36H249V35H247V33H246V35H245ZM8 37V38H9ZM81 37V36H80ZM89 37V36H88ZM164 37V36H163ZM244 37V36H243ZM253 37V36H252ZM5 38V37H4ZM56 38V37H55ZM165 38H167L166 36H165ZM16 40H17V38H15ZM22 39V38H21ZM38 39V38H37ZM43 39H45L44 38V36H43ZM43 39H41V41H43L42 43H41V41H37L36 43L37 44H42L43 45V43L45 42V40H43ZM64 39V38H63ZM158 39V38H157ZM157 39H155V40H157ZM164 39V38H163ZM249 39L250 40H252L253 41V39L254 38H252L251 39V36L249 37ZM0 40H7V38H5V39H0ZM8 40H10V38L8 39ZM7 40V41H8ZM12 40H14V37L12 38ZM11 40V41H12ZM16 40H14L15 41V43H16ZM46 40H49V38H47ZM56 40H58L57 38H56ZM93 40V39H92ZM168 40V39H167ZM247 38H243V40L242 41H240L241 43H242V45H240V46H243V47H247L249 44L247 43ZM1 41V43H3ZM7 41H6V43H7ZM52 41H54L55 43H56V45L59 43V41H58V43L53 39ZM78 41V42H77ZM81 41V40H80ZM151 41V40H150ZM158 41V40H157ZM157 41L156 42H154V41H152L153 43H151L152 44V49H153V47L156 45V43H157ZM160 41V42H159ZM159 47H161V38L159 39ZM5 42V41H4ZM22 42H24V40H22ZM22 42L20 43L21 44V46H23L24 47V45L22 44ZM49 42V41H48ZM46 43L45 45H46V47H47V44H54V43H51V40H50V43ZM72 41H70V43H71ZM164 42V41H163ZM5 43V44H6ZM8 43H9V41H8ZM15 43H12L11 42V45L13 44H15ZM19 42H17V44H18ZM83 43V42H82ZM154 43H155V45H154ZM29 44V43H28ZM36 44V45H37ZM66 44V45H67ZM93 44H94V42H93ZM108 44H109V42H108ZM148 44V43H147ZM248 44V45H247ZM251 44H253V45H255L254 43H251ZM249 45V48L251 49V47L250 46H252V45ZM8 45V44H7ZM6 45V46H7ZM9 45H10V43H9ZM10 45V49H12L11 47H13V48H15V47H17L18 45H14V46H11ZM27 45V44H26ZM31 45H33V44H29V46H31ZM60 45L62 46V44L60 43ZM59 45V46H60ZM70 45V44H69ZM72 46H73V44H71ZM75 45H77V47H79V45H80V42H79V44H74V47H75ZM86 45V46H85ZM85 45H83V46H85V47H87V43L85 44ZM89 45V47L90 46H92L90 43L88 44ZM104 45V44H103ZM149 45H150V43H149ZM154 45V46H153ZM158 45V44H157ZM20 46V45H19ZM34 46H35V44H34ZM38 46V45H37ZM36 46V47H37ZM49 47H50V45H48ZM54 47H55V44L53 45ZM51 47V49L52 48H54V47ZM65 46V45H64ZM95 46V45H94ZM94 46L92 47L93 49H94ZM9 47V46H8ZM23 47H19V48H21L20 49V51H18V52H21L22 51V53L24 54V50H26V49H31L30 47H28L27 48V46H25L26 48H24L23 49ZM32 47V46H31ZM35 47V48H36ZM38 47H40V45L38 46ZM37 47V48H38ZM41 47H44V46H41ZM57 47V49L59 50V49H61V47L59 48L58 47V45L56 46ZM70 48H71V46H69ZM73 47V48H74ZM81 47V46H80ZM84 47V48H85ZM105 48H106V46H104ZM108 47V46H107ZM151 47V46H150ZM255 46H253V48H254ZM35 48L33 47V49H34V51L33 52H36V54H32V56L33 55H36L37 56V54H38V56L37 57H35V56H33V57H30L31 55H27L28 57V59L26 60V58H25V60L22 58L23 56H22V54H21V59H23V60H21L20 59V62L21 61H23V62H25L27 65H30L29 67L27 66V65H25L24 67L25 68H21L20 67V63H19V59H14V60H16V61H18V66H17V64H15V62H14V64L12 63L11 65H14L13 67L10 65L9 67L11 68H14L15 66H17V68H19V71H18V73H20V74H18L19 76V78L20 79H22L23 78V80L21 81L22 83L23 82H25L26 83V81L28 80V82H30L31 80L32 81H36V82H38L37 81V78H36V76L37 77H39L40 75L39 74H41V75H43L44 73L42 72L43 71V69H45V67L47 66H49L50 65V67L48 68V69H50L52 66H51V64L50 63H54L55 61H53L54 60V56L56 55V56H58V53L59 52H61V51H59L58 53H53V52H55V51H50V48L48 49V47H47V49L49 50H47L46 48H43V49H46V50H44V51H47L46 53L47 54H50V57H51V55H53V57H51V58H53L52 60L50 59V57H46L45 58V56H43V54H44V51H42L41 50V52H40V50L39 49H41V48H38V52L39 53H37V48H36V50H35ZM68 48V47H67ZM82 48L83 47H81V48H77L78 50H82ZM84 48H83V50H84ZM101 48V47H100ZM143 48V47H142ZM141 48V49H142ZM147 48H149V47H147ZM248 48V47H247ZM246 48V49H247ZM252 48V49H253ZM33 49H31V50H33ZM88 49V48H87ZM87 49H86V51H87ZM107 49V48H106ZM144 49V48H143ZM143 49H142V51H143ZM151 48L149 49L150 50V52H152L153 50H152ZM157 49V48H156ZM242 49H244V48H242ZM255 49V48H254ZM17 48H16V52H17ZM53 50V49H52ZM54 50H56L55 48H54ZM62 50V49H61ZM72 50V49H71ZM71 50H69V54H70V51ZM73 50H75L76 51V47H75V49H73ZM72 50V51H73ZM77 50V51H78ZM92 50V49H91ZM95 50V49H94ZM144 50H146V49H144ZM148 49L146 50V51H149ZM152 50V51H151ZM245 50V49H244ZM24 51V52H23ZM28 51V50H27ZM75 51L74 52H72V53H75ZM90 51V50H89ZM89 51H88V53L87 54H89ZM95 51H97V50H95ZM95 51H94V53H95ZM140 51V50H139ZM246 51V50H245ZM247 51H248V49H247ZM13 52V51H12ZM29 52H30V50H29ZM32 52V51H31ZM42 52H43V54H42ZM49 52V53H48ZM51 52L53 53V54H51ZM57 52V51H56ZM68 52V51H67ZM80 52H84V51H80ZM80 52H78V53H76V55L75 54H71V55H73L72 56V60H73V58L76 60V61H78L80 58L79 57H77L78 58V60H77V58H75V56H78L79 55V53ZM130 52H131V50H130ZM144 52V51H143ZM14 53V52H13ZM40 53L42 54V55H40ZM91 53H93V51L91 52ZM106 53V52H105ZM127 53L129 54V52L127 51ZM138 53V52H137ZM140 54L142 53V52H139ZM18 54V53H17ZM16 54V55H17ZM25 54H28V53H25ZM24 54V57L26 56ZM47 54H45V55H47ZM78 54V55H77ZM84 54V53H83ZM82 54V55H83ZM86 54V53H85ZM85 54H84V56H85ZM86 54V55H87ZM99 54V53H98ZM115 54V53H114ZM136 54V53H135ZM147 54V53H146ZM3 55V54H2ZM9 55H10V53H9ZM9 55H8V57H9ZM12 55H14V54H12ZM11 55V56H12ZM59 55H60V53H59ZM68 55V54H67ZM75 55V56H74ZM80 55H81V53H80ZM81 55V56H82ZM100 55V54H99ZM99 55H97V56H95V54H92L91 55V60H93L94 59V56L95 57H97L98 58V60H100L99 59ZM137 56L139 55V54H136ZM4 56H5V54H4ZM17 56H19V54L17 55ZM40 56H43L44 58H45V60L43 59V57H40ZM55 56V57H56ZM70 56V55H69ZM66 57V59L69 61V59H71L70 57ZM84 56H82V57H84ZM88 56V55H87ZM90 56V55H89ZM89 56H88V58H89ZM114 56V55H113ZM129 56V55H128ZM7 57V56H6ZM81 57V58H82ZM3 58V57H2ZM1 58V59H2ZM11 58V57H10ZM39 58H42V59H40L39 60ZM87 58V57H86ZM102 58V57H101ZM104 58H105V56H104ZM104 58L102 59V61H106L107 63H108V61H110V60H112L111 58H107V60H104ZM1 59H0V62H1ZM30 59V60H29ZM31 59H35V60H39L40 62H42L43 61V64H45L44 62L47 60V61H51L50 63H49V65H48V63H47V61H46V65H45V67L43 68L42 66H41V63L39 62L38 64H37V62L34 60V62H33V60H31ZM65 59V58H64ZM62 60V61H64L65 62V60ZM96 59V58H95ZM94 59V60H95ZM106 59V58H105ZM130 59V58H129ZM134 59V58H133ZM168 59V58H167ZM166 59V61H168ZM169 59H171V58H169ZM3 60V59H2ZM5 60H6V58H5ZM13 60V59H12ZM12 60H10L11 62H12ZM66 60V62L67 63H74V62H76V61H73L72 62V60H70L71 62H68ZM87 60V59H86ZM89 60V59H88ZM117 60V59H116ZM119 60V59H118ZM125 60H126V58H125ZM165 60V59H164ZM172 60V59H171ZM170 60V61H171ZM173 60H175L174 58H173ZM9 61V60H8ZM27 61H31L30 62V64H28L27 63ZM53 61V62H52ZM58 61V57H57V60H56V62ZM61 61V62H62ZM101 61V60H100ZM100 61H96L95 60V62H97V63H99ZM128 61V60H127ZM131 61V60H130ZM133 61V60H132ZM4 62V61H3ZM11 62H9V64L11 63ZM36 62V65L34 66L33 65V63H35ZM56 62H55V65H57L58 64V62H57V64H56ZM63 62V63H64ZM79 62H81V65H83L82 67H83V69L85 68V65L86 64H88V62L86 63L85 61H84V58H83V64H82V60L81 61H79ZM90 62V61H89ZM94 62V61H93ZM89 63V64H93V65H96L95 64V62L94 63ZM105 62V63H106ZM110 62H112V61H110ZM114 62V63H113ZM112 63L113 64H115L116 66L114 67V65H111V63L109 64L108 63V65H110V67L108 66V65H106L105 64V67L102 65V63L100 62L99 63V65L97 64L96 66H95V68H93V70H90L89 71V68L90 69H92V67H94V66H92V65H89L88 64V67H87V70L85 69V70H82L81 69V67H80V63L78 64L77 62V65H79V66H77V68H75L74 67V65H71V64H68V66H67V64L66 65H63V63L62 64H60V62H59V64L60 65H63L64 66V69H63V66H62V68H61V66H59V65H57L56 67H60L61 69H62V71L63 70H67V69H65V67H70V66H73L74 68H72V72L71 73H74V74H79V78L81 77V79H82V83H80L79 81V78L77 79V80H75V81H72L71 79L73 78H71L70 76H69V74H66L64 71V73L62 72H60L59 71V73H57L56 71H54V70H56V69H54V70H52V71H54L55 73H57V75L56 74H54V73H52V71H51V69L50 70H47V67H46V71L45 72H51L52 74H54V75H52L51 77H53V78H51L50 77V75H49V73H48V75H49V77H48V75H47V77L49 78V79H47V77L45 76V81L44 80H42L41 79V81H42V83L44 82L45 84H42L44 87L47 85L48 87L49 86H51L52 88H54V91H59L60 90V88H61V86H62V92L64 91V88L67 86V84L65 85V87L63 88V83H68V81H67V79H66V77L68 76V77H70L71 79H68L69 81L71 80L72 82L70 83V85L72 84V86L73 87H71L70 85V87L72 88V89H70L71 90V95L70 96H68L69 98L68 99H70V101L69 100H65L64 101V104L63 103H61V101H63L64 100V98H66L67 96V92H65L64 91V96L60 93V92H58L60 95V97H61V95L63 96V98H59L58 97V94L56 93V92H54V93H56V94H54V93H52V95H57V96H55V97H58L59 99H61V101L59 102V103H61L62 105V107H60V104H58L57 105V108H62L63 110H61L60 112L59 111H56V112H59L60 114H58L54 119H53V121L50 123L51 125L49 126V127H47L46 129L43 127V129H45V130H41V132H37V128H38V126L37 125H34V124H31L32 122H34V121H29V122H31L30 124V127L31 126H35L34 128H36V131L35 130H32V129H28L29 130V132H27V133H30V135L32 134V132H31V130L32 131H35L26 141H25V145L27 146V148H29V149H31V152H30V150H29V152L28 153H26V154H23V155H20V156H16L15 158L16 159H14L13 158V160L14 161H16V165L15 164H13L15 167H11V166H9V168H6L7 166H5V165H3L2 166V164L0 163V175H2L1 173H3V172H5L7 169H8V171H7V173L5 174V176H4V174H3V176L4 177H2V180H4L3 178H5V180L7 181H9V180H15V182H17V179H19V178H22L23 176H25L26 178H27V176L28 177H30V178H33V181H34V183L37 185V186H44V187H46V188H48V189H50V191L51 192H55L57 195L56 196H52V197H54V198H52V197H50V196H48L47 195V193H44L43 191L41 192V191H39L40 192V194L41 193H43V194H41V196H42V198L44 197V195H45V197H44V199H43V201L42 200H36L35 198H34V200H35V202L34 203H36V202H38L37 203V205H33L32 203V201H33V196L31 197V199L29 198V197H27L26 196V198H27V200H25V201H23L22 199L25 197H20V198H22L21 200H22V203L23 202H25L26 203V201H27V204H28V206H29V201L30 200H32V201H30L31 203L30 204H32L33 205V208L35 207V213H34V218H35V222H36V224H38L37 223V221L39 222V221H44L43 219L46 217L47 218V216H46V214H48V213H46L45 212V208L47 207L48 208V204H50V203H53V205H55L54 203H59V202H63V204H65L67 201H69V200H74L75 198H77L75 195H76V193H73V194H75L73 197H74V199L72 198V193L70 192L71 190L70 189H68V191H69V193L68 192H66L65 190H64V193L61 191V190H63V188H64V186H66V184L64 185L63 183H61L62 182V180H64V178L65 179H67L68 177H65L66 175L68 176V174L69 173H71V172H73V173H75L77 176H73V175H71V174H69V176L71 177V176H73L72 177V179H71V181H72V183L70 184V183H68V184H70V186L71 187H73V189L75 190V191H77V189H79L80 187H81V185H83V186H89L90 185V183H88V182H90V181H92L93 180V178L95 179H98V177H100L101 178V176L104 174L106 177H108V175H106L107 173H105L106 171H108L109 170V168H108V166L110 165L112 168H110L111 170H114V172L117 170V169H120L121 170V168H122V164L123 163H121V164H118V163H120V160H119V162L118 161H116L117 160V157H118V155L116 156V155H114V154H112L111 152L112 151H110V149H112L113 151L115 150L116 151V149H115V147L117 146L116 145V143L117 144H119L117 141L119 140V139H121V138H117V139H115V137H118V136H120V134L121 133H123L124 131H125V127H126V123H127V119L126 118H128L130 115H132V119L134 118V120L133 121H135L136 119L137 120H139L138 118V114H141V113H143L142 112V109L144 110L145 109V111H146V108L148 109V107L150 106H145L144 105V103H145V99L144 100H142L143 102V104H141V102H140V104H138L137 102H136V100L137 99H139V101H141L140 99H142V98H144V97H146L147 96V94L149 93L146 89H149V91L151 92V88H152V86H154L155 85V82H153V81H160L161 80V82H163L164 80V85L166 86V87H168V86H170L169 85V82L170 81H172L173 79H171V77L172 76H174V77H172V78H174L175 80H173L174 81V83H173V81H172V83L173 84H175L178 80H176L178 77L176 76V75H178L179 76V78H180V73H177V72H179V71H177V70H180V69H182L181 68V65H180V63H178L177 61V63H178V65H180V67L179 66H177L178 67V69H177V67H171V68H169L168 70V73L170 72V70L171 71H174L173 72V74L175 73V75H173V74H170V75H172V76H170L168 73H167V75H169V77L167 78V77H164V74H166V70L165 69H163V70H165V73H163V78L162 77H160L159 75L160 74H158L157 76H159V78H160V80H158L157 79V76H155L154 74V76L156 77V80H154L153 78H155V77H153V76H151L152 75V73L151 74H149V73H147L148 75H149V77H151V78H149L150 79V81H148V82H151V79H153L152 80V82L154 83V85H152V83H151V85H150V83H146V81H145V79L147 78V76H145V70L146 69H143V75L145 76V79H144V81L145 82H142L143 81V79H139V77H137L138 79H135V81L133 82V79L131 78V80H130V84L133 82V84H131L132 86L133 85H136V81H141V83L143 84V83H145L144 85H142L144 88H145V90H144V88H142V86H141V84H140V87H141V89H143V91L140 89V88H138V90H140V92H134V91H137V89H136V87H137V85H136V87H134L133 86V89H135V90H133L132 89V91L134 92V95L132 94V92L131 93H129L130 91H128L130 88V85H129V83H128V86L129 87H127V86H125V85H123L122 84V82H121V79H123L122 81L124 82L127 78H128V76H127V74H124V71H125V73L126 72H129V69H132V66H131V64H129L130 66H131V68H130V66H129V69L128 68H126V70H124L123 69V67H126V65L124 66V64H127V63H125L124 61V63L123 62H121V63H123V64H120V65H122L121 67H120V65H119V67L121 68L120 69V71H119V69L117 70V71H119V72H121L122 70V75L123 76H120L119 74H117V75H119L118 77H117V75L116 76H114L115 74H114V72H116L115 70H116V67L118 66L116 63H119V62H117V61H113ZM116 62V63H115ZM138 62V61H137ZM5 63H6V61H5ZM8 63V62H7ZM22 63V62H21ZM32 63V64H31ZM86 63V64H85ZM134 63H136V62H134ZM162 63V64H161ZM161 63L159 62L158 63V66L160 65H163V60H161ZM167 63H169V61L167 62ZM167 63H165L164 62V64L165 65H169V64H167ZM1 64V63H0ZM40 64V65H39ZM75 64V63H74ZM85 64V65H84ZM102 66H101V65ZM153 64V63H152ZM8 65V64H7ZM22 66L24 65V63L23 64H21ZM31 65H33L34 66V68L36 67L37 68V65H38V68L36 69H33V67L31 68ZM54 65V66H55ZM70 65V66H69ZM133 65V64H132ZM154 65V64H153ZM153 65H149L148 66V68H151ZM170 65H172V64H170ZM54 66H53V68H54ZM90 66V67H89ZM159 66V67H160ZM174 66H176V65H174ZM4 67H5V69H8L9 67L8 66H3V68H2V70H0V83L3 81V83H5L4 81H7L8 79H11L13 76H11V72H9L8 70H7V74L9 73V75L11 76V78L6 74V70L4 71ZM6 67H8V68H6ZM28 67V68H27ZM42 67V68H41ZM78 67H80V69H81V71L80 70H78ZM106 67H109L111 70H110V72H112V71H114V72H112V73H110V74H108L107 76H105L107 73H109V72H107L106 74H104L103 73V75L105 76V78L106 77H108L109 75H113V76H109L108 78H110V79H107L108 81V83L109 82H111L110 84H112V85H109L108 83L107 84H105V85H109L105 90H104V92L102 93L103 94V96H102V98H97V97H99V96H97L96 98L94 97L93 99H92V97H91V99H90V96L91 95H86L87 97H89V100L85 97V98H83L84 97V92H83V88H82V84H84L85 83V81H87V83L88 82H91L90 84H95L97 81H96V79H94L95 77H97L96 75H101L100 74V71L102 70V72L104 71V69H106V70H108V68H106ZM112 67V68H111ZM163 67H165L164 65H163ZM162 67V68H163ZM52 68V69H53ZM71 68V67H70ZM135 69H138V70H141V69H139V68H136V67H134ZM133 68V69H134ZM147 68V69H148ZM154 68V67H153ZM168 68V67H167ZM180 68V69H179ZM186 68V70H187V68L188 67H185ZM1 69V68H0ZM16 69V68H15ZM57 69H59V68H57ZM127 69H128V71H127ZM152 69V68H151ZM159 69V68H158ZM190 69V68H189ZM188 69V71L187 72H190V70ZM10 71H11V69H9ZM149 70V69H148ZM148 70H146V72L148 71ZM154 70V69H153ZM152 70V71H153ZM157 70V69H156ZM162 70V69H161ZM186 70L185 71H183L182 72V74H181V76L183 77V83H179L181 86H183V84L185 83H187V84H189L188 82H185V79L187 80V77H188V80L190 79V78H192L193 77V75L191 74V76L188 74V76H187V74L185 73L186 72ZM71 71V70H70ZM69 71V72H70ZM87 71H89V72H87ZM109 71V70H108ZM136 71V70H135ZM160 71V69L158 70V72ZM177 71V72H176ZM181 71V70H180ZM12 72H16V71H14V70H12ZM68 71H67V73H69ZM105 72V71H104ZM132 72H134V71H132ZM132 72H129L130 74L132 73ZM136 72H138V71H136ZM135 72V73H136ZM148 72H151V70L150 71H148ZM191 72H193V70H191ZM196 71H194V74H196L195 73ZM70 73V74H71ZM141 73V71L138 73V74H142ZM156 73V72H155ZM160 73V72H159ZM162 73V72H161ZM171 73V72H170ZM177 73V74H176ZM13 74V73H12ZM17 75V73H14L13 75ZM62 74V75H61ZM92 74V77L94 76V78H89V76ZM130 74H128V75H130ZM134 74V73H133ZM138 74H135V76H137ZM186 74V75H185ZM15 75V76H16ZM58 77V78H55L56 76ZM59 75H61V76H59ZM77 75H75L76 76V78L78 77ZM102 75V77L101 78H104V76ZM132 75V74H131ZM130 75V76H131ZM142 75V76H143ZM162 75V74H161ZM44 76V75H43ZM55 76V77H54ZM71 76H72V74H71ZM126 76H127V78H126ZM129 76V77H130ZM135 76H133L132 75V77H134L135 78ZM142 76H141V78H142ZM143 76V77H144ZM187 76V77H186ZM190 76V77H189ZM8 77V78H7ZM17 77V76H16ZM17 77V78H18ZM22 77V78H21ZM67 77V78H68ZM123 77V78H122ZM184 77H186V78H184ZM7 78V79H6ZM75 78V79H76ZM99 77H97V79H98ZM168 79V81L169 82H167L166 80ZM169 78L171 79V80H169ZM194 78V77H193ZM198 78V77H197ZM257 78V77H256ZM15 80H17L16 78H14ZM20 79H18V80H20ZM25 79H27V80H25ZM34 79H36V80H34ZM40 79V78H39ZM38 79V80H39ZM74 79V78H73ZM106 79H101V81L102 82H104V81H106ZM119 79H120V81H119ZM125 79V80H124ZM196 79V78H195ZM195 79H192V81H191V79H190V81L191 82H193V80H195ZM257 79H259V80H257V81H255V82H260V83H264V72H263V74H262V76H260V78H259V76H258V78ZM17 80V81H18ZM25 80V81H24ZM110 80V81H109ZM127 80H129V79H127ZM197 80V79H196ZM256 80V79H255ZM9 81V80H8ZM14 80H13V78H12V80H11V85H13L14 83ZM67 81V82H66ZM139 81V82H140ZM18 82H20V81H18ZM28 82L26 83V84H28ZM95 82V83H94ZM100 81H98V83H99ZM120 82V83H119ZM126 83H127V81H125ZM125 82H124V84H125ZM166 82L168 83V84H166ZM182 82V81H181ZM195 82V81H194ZM3 83H1V84H3ZM8 83V82H7ZM6 83V84H7ZM9 83H10V81H9ZM22 83H21V85H22ZM31 83V82H30ZM40 83V82H39ZM96 84L97 86L94 88V90L97 88L98 90H100L99 88H101L102 89V87L103 88H105L106 86H100V87H98L99 86V84ZM105 83V82H104ZM103 83V84H104ZM159 86H161V88L163 87L162 85H163V83L160 85L159 84V82H156ZM0 84V85H1ZM6 84H4V85H6ZM17 84V83H16ZM31 84H34L33 82L31 83ZM31 84H29L30 86H32ZM63 84V85H62ZM120 84H122L123 86H125V87H127V90L125 89V87L123 88V86L122 85H120ZM137 84H138V82H137ZM178 84V85H179ZM184 84V85H185ZM10 85V84H9ZM23 85H24V83H23ZM29 85L26 87L25 85V87H26V90L25 91H27V93L29 92V91H32L31 93H33V91H38V89L40 90H42V88H44V87H42L40 84L37 86V83H35V85L37 86V88H36V86H33L35 89H37V90H34V88H33V90H29ZM85 85V84H84ZM83 85V86H84ZM88 85V84H87ZM100 85H102V84H100ZM127 85V84H126ZM172 85V84H171ZM177 85V84H176ZM175 85V86H176ZM3 86V85H2ZM2 86H0V87H2ZM22 87L23 89L25 88V87ZM47 86H46V89H47V91L51 88H47ZM53 86H56V88L55 87H53ZM93 86V85H92ZM92 86H91V88H92ZM95 86V85H94ZM111 86V87H110ZM120 86H121V88H120ZM132 86H131V88H132ZM157 86V85H156ZM159 86H157L159 89H160V87ZM60 87V88H59ZM69 87V88H70ZM90 87V86H89ZM139 87V86H138ZM157 87H156V90H155V88H154V90L155 91H157V92H159V94L156 92V94H158V95H160V94H162V100H161V96L159 97L160 99H157V100H155L154 101V98H152L153 96H156V94H155V92H154V90L152 89V91L154 92V94H152L153 96H150L151 98H152V100L154 101V103H151L152 101H150V103L152 104L150 107L153 109V111L154 110H156L157 112H166V111H164V110H167V108H169V109H171V110H169V111H171L170 113L168 112V110H167V116H168V113L170 114V117H169V119H168V117L166 116V115H164V113L163 114H159V115H162L161 117H159V116H155L154 115V113L155 112H153V114L152 115H154L155 117L153 118V116L150 114V113H148L150 116H151V120H153V119H155V120H153V122H150V116L148 117V120L146 121V119H147V115H146V113H147V111L150 109H148L147 111H146V113L144 114V115H146V119L144 118V116H143V114H142V116H143V118L145 119V122H148L149 123V125H147L148 123H145V122H143L144 121V119L140 116V118L141 119H143V120H141V122H143V123H145L146 124V126L147 127H149V128H151V126H152V128L149 130H145L146 132H144V128H142L140 131H135V132H137L136 134L137 135H135L136 137H135V139H134V135H133V139L134 140H132V144L130 143V142H127V145H135V146H138V148L140 149V150H136V151H134V153H140V154H142L143 156H145L144 158H143V162H144V166L145 167H147V165L149 166V165H151V169H150V171H149V177H148V179L147 178H144V182H143V184H142V191H143V193H141V195L139 194V193H137V192H135V190L133 191V190H131L130 192H128L127 193V196H128V199L130 200V205H131V207H129L132 211L133 210H140L142 207H144L145 205H157V204H159V202L160 201H162L163 199L165 200V199H167L168 197H166L165 198V194H167V192H164V191H167V189H168V192H170V191H172V192H174L173 191V189L174 190H176L177 192L179 191V193L178 194H183V195H181V196H183V197H185L188 201H198V204H199V206H198V208L196 207V208H193V213H195L196 211L198 212V211H200V210H206V208L208 209V208H211V207H215V206H217V203L220 201V199L222 200V202H221V204H224V205H230V204H236V206H238V205H240L241 206V204L244 202V199H245V197H246V194L248 193V191L251 189V188H253L254 190H260V189H262V188H264V117L263 118H261L260 116H258V113H261V111H263V114H264V105H261V104H254V103H250L248 100H246V98L244 99V98H242V97H239L238 98V110H236L235 112H229V111H223V109H221L220 107L218 108V107H216V111H214V113L213 114H209L208 112L206 113V108H204L205 110L204 111H200V109H202V107L200 106V109H196V110H198V111H200V113L198 112H196V114H193L194 116H193V118L190 120V122L188 123V125H189V131L186 129V125H185V123H184V127H182V125H181V122H180V120L178 119V118H176L175 116L177 115V111L175 110H172V108H177V107H173L172 105H173V103H175L174 101H172V105L170 104L169 106H166L167 105V100H168V98L169 97H165V90H167V89H169V88H167V89H165L166 87H164V89H162L163 90V92H161L162 90L160 89V91H158L157 90ZM172 87H173V85H172ZM251 87V86H250ZM57 88H59V90L57 89ZM67 88H68V86H67ZM68 88V89H69ZM82 88V89H81ZM129 88V89H128ZM176 88H177V86H176ZM175 88V89H176ZM252 88V87H251ZM1 89L2 88H0V92H1ZM30 89H32V87L30 88ZM45 89V88H44ZM55 89H57V90H55ZM74 89V90H73ZM86 89V88H85ZM84 89V90H85ZM122 89V90H121ZM124 89L126 90V91H128V93L125 91L124 92V94L123 95H125L126 93V96H125V98H124V96H122V94H121V92L122 91H124ZM172 88H170L169 89V91L171 90ZM174 89V88H173ZM172 89V92L173 91H175V90H173ZM178 89V88H177ZM261 90H259V94H263L264 95V85H261V88H260ZM12 90V89H11ZM40 90V91H41ZM52 90V89H51ZM50 90V91H51ZM66 90V89H65ZM72 90L73 91H76V94L77 95H74V96H78V101H80V102H75V100L77 99H75V100H73L74 98V96L72 95ZM87 90V89H86ZM40 91H38L39 92V95H41L40 93H42V91L40 92ZM89 91H93V90H89ZM102 91H103V89H102ZM144 91H147V93H145ZM169 91H167V92H169ZM36 92H34V93H36ZM37 92V93H38ZM46 92V91H45ZM49 92V91H48ZM47 92V93H48ZM52 92H53V90H52ZM99 92V91H98ZM144 92V93H143ZM171 92V91H170ZM13 93V91L11 92V94ZM15 93V92H14ZM50 93V92H49ZM48 93V95L47 96H49L50 94ZM93 93V95L96 93V92H92ZM100 93H101V91H100ZM137 93V94H136ZM138 93H140V94H138ZM249 93V92H248ZM251 93V92H250ZM43 94V93H42ZM69 94V93H68ZM74 94H75V92H74ZM85 94H87V92L85 93ZM128 94H132L131 96L130 95H128ZM138 96H142L143 94V96H142V98H137L136 97V95ZM142 94V95H141ZM146 94V95H145ZM150 94V93H149ZM148 94V95H149ZM163 94H164V97H163ZM168 94V93H167ZM167 94H166V96H167ZM15 94H13V96H14ZM25 95H27V94H25ZM35 95V94H34ZM51 95V96H52ZM127 95H128V97H131L130 98V100L128 99V97H127ZM45 96V95H44ZM51 96H49L48 97V99L46 98V99H44V98H42L41 97V99H42V101H43V99H44V101H43V103H48L47 105H48V107H49V105L50 104H52L53 102L52 101H54V104H55V100L57 99L58 100V98H56V99H49V98H51ZM53 96V97H54ZM66 96V97H65ZM73 96V97H72ZM121 96L124 98V99H122L121 98ZM136 98H135V97ZM138 96V97H139ZM222 96V95H221ZM224 96V95H223ZM26 97V96H25ZM30 97H31V95H30ZM52 97V98H53ZM54 97V98H55ZM71 97H72V99H71ZM134 97V98H133ZM27 98V100H29L30 98L27 96L26 97ZM33 98V97H32ZM31 98V99H32ZM34 98H36V97H34ZM127 98V100H129L130 101V103L128 102V104L126 103L127 102V100L126 101H124L125 99ZM133 98V99H132ZM149 98V97H148ZM150 98V99H151ZM38 99V98H37ZM84 99H86V102L84 101ZM122 99V100H121ZM134 99H136V100H134ZM150 99H148L147 100V98H146V101H147V105L148 104H150L148 101L150 100ZM163 99H165V100H163ZM167 99V100H166ZM34 100V99H33ZM33 100H31V101H33ZM71 100H73V101H71ZM81 100H83V101H81ZM132 100V101H131ZM134 100V101H133ZM35 101V100H34ZM33 101V102H34ZM37 101H39V100H36V102ZM122 101H124V102H122ZM138 101V100H137ZM169 101H171V100H168V102ZM6 102V101H5ZM57 102V103H58ZM131 102H134L132 105H130L131 104ZM136 102V103H135ZM30 103H32V102H30ZM122 103H124V104H122ZM6 103H4V105H5ZM13 103H11V104H9V105H12ZM41 105V106H43V108H44V106L46 105H42L41 103H40V101H39V103L37 104V105ZM125 104H127V105H125ZM136 104H138V105H136ZM3 105V104H2ZM14 105V104H13ZM13 105H12V107H13ZM31 105H34V103H32V104H30V106ZM39 105V106H40ZM46 105V106H47ZM35 106H36V104H35ZM34 106V109L36 108ZM55 106H56V104H55ZM59 106V107H58ZM170 106H172V107H170ZM174 106H177L176 104L174 105ZM4 107V106H3ZM2 106L0 107V109L1 108H3ZM5 107H6V105H5ZM12 107H10L11 109H12ZM47 107V108H48ZM52 107H54L53 105H52ZM33 108V107H32ZM39 110L36 112V113H38V114H40L39 112H42L41 110H42V108H40V107H37ZM36 108V109H37ZM46 108V107H45ZM57 108L55 109V107L54 108H49V111H50V109L53 111L52 113H54V110H57ZM60 108H59V110H60ZM4 109V108H3ZM54 109V110H53ZM6 110H7V107H6ZM45 110V109H44ZM47 110V109H46ZM163 110V111H162ZM203 110V109H202ZM1 111V110H0ZM32 111H34V113H35V111L36 110H33L32 109ZM151 110H149L148 112H150ZM172 111L174 112V115L175 116H173V117H171V113H172ZM51 112V111H50ZM55 112V113H56ZM176 112V113H175ZM203 112H205V113H203ZM29 112H27V114H28ZM33 113V112H32ZM35 113V114H36ZM26 114V116H28ZM35 114H33V115H35ZM38 114H37V116H38ZM133 114H135V115H137L136 117H135V115H133ZM173 114V113H172ZM29 115H31L30 113H29ZM158 115V114H157ZM164 115V116H163ZM260 115V114H259ZM25 116V117H26ZM40 116V115H39ZM165 116L167 117V118H165ZM30 117H32V116H30ZM30 117H29V119H30ZM131 117V116H130ZM129 117V118H130ZM28 118V117H27ZM33 118V117H32ZM35 118H36V116H35ZM38 118V117H37ZM153 118V119H152ZM49 119V118H48ZM26 120V119H25ZM229 120V121H228ZM48 121V120H47ZM130 121V120H129ZM228 121V122H227ZM28 122V119H27V124L29 123ZM43 122V121H42ZM136 122V121H135ZM46 123V122H45ZM151 123H153V124H151ZM231 124V127L230 126H228V124ZM142 124V123H141ZM140 124V125H141ZM145 124H144V126H145ZM183 124V123H182ZM11 125V124H10ZM42 125V124H41ZM8 126V125H7ZM37 126V127H36ZM141 126H143V124L141 125ZM141 126L139 127V128H141ZM27 127V126H26ZM26 127H24V128H26ZM32 128V127H31ZM40 128V127H39ZM2 129H4V128H2ZM15 129V128H14ZM17 130L19 129V128H16ZM27 129V128H26ZM25 129V130H26ZM127 130V129H126ZM136 130V129H135ZM143 130V131H142ZM147 131H148V133H147ZM16 131H14V133H15ZM23 132H26V131H23ZM37 132V134L35 135V133ZM140 132V133H139ZM143 132V133H142ZM12 133H13V130H12ZM26 133V134H27ZM22 134H24V133H22ZM25 134V135H26ZM14 135H16V133L15 134H13V136ZM116 135V136H115ZM21 137V136H20ZM27 137H28V135H27ZM120 142L122 141V139L121 140H119ZM114 142V143H113ZM116 142V143H115ZM111 143V145H112V143L113 144H115L113 147H114V149L113 148H110L109 149V147H112L111 145L109 146V144ZM21 144V143H20ZM122 144V143H121ZM30 145H32V147H33V149L31 148V146ZM45 146V147H44ZM46 146L49 148V147H51V148H49V149H53L54 151V154L55 155H53V154H51V156H49L48 155V151H44L45 150V148H46ZM25 147V146H24ZM117 147H119V146H117ZM26 148V147H25ZM44 148V149H43ZM134 148H137V147H134ZM134 148H132L133 150H135ZM137 148V149H138ZM24 149V148H23ZM47 149V148H46ZM68 149H72L71 150V152H69L70 150H68ZM130 150V151H133V150ZM26 150V149H25ZM28 150V149H27ZM117 150H119V149H117ZM20 151H22V150H20ZM24 151V150H23ZM51 152H52V150H50ZM49 151V152H50ZM67 151L71 154L72 153V151H74V154H76V157L78 156H81V157H77V159H75L74 160V156H73V154H71L72 155V157H73V163L70 161V159H69V157H71L68 153H67ZM118 152V151H117ZM117 152H115V153H117ZM129 152V151H128ZM24 153H25V151H24ZM112 155H111V154ZM120 153H121V151H120ZM133 153V154H134ZM20 154V153H19ZM22 154V153H21ZM50 154V153H49ZM119 154V153H118ZM127 154V153H126ZM125 154V155H126ZM48 155V157H46L47 158V162L49 163V162H51L52 161V159L54 158L53 156H55V159L56 158H60L61 157V155L63 156V159H61L62 161H60V163L58 164V163H56L58 160H60V159H57V161H52V163H50V164H45V163H43V162H45L44 160L46 159L45 158V156H47ZM121 155V154H120ZM125 155H123L124 156V158H125ZM138 155V154H137ZM57 156V157H56ZM58 156H60V157H58ZM116 156V157H115ZM122 155L120 156V157H123ZM133 156V155H132ZM31 157H33V159H31ZM37 157H40V159H39V161H37L38 159H35V158H37ZM44 157V158H43ZM49 157H53V158H49ZM71 157V158H72ZM128 157V156H127ZM142 157V156H141ZM41 158H43V164L41 163ZM49 158V159H48ZM103 158V159H102ZM124 158H122L123 160H126V159H124ZM35 159V160H34ZM118 159H121V158H119L118 157ZM122 159H121V161H122ZM13 160H11V161H13ZM33 160H34V162L36 161L37 163L38 162H40L41 164H42V167H44V168H39V171L38 170H35V168H37L38 166V164L37 163H34L33 162ZM49 160V161H48ZM101 160H103V161H101ZM5 162H7V165H9V164H11V161H9V163H8V161L7 160H4ZM13 161V162H14ZM79 161H80V163H81V165H79L80 163H79ZM1 162V161H0ZM46 162V163H47ZM53 162H54V164H58V165H54L53 164ZM72 163V165L71 166H69V164L70 163ZM116 162H118L117 164L118 165H121L120 167L121 168H119V166L116 164ZM124 162V161H123ZM37 164V165H36ZM41 164L39 165V167L41 166ZM44 165V166H43ZM47 165V166H46ZM68 166H69V169L72 167V169H68ZM17 167V168H16ZM18 167L21 169H18ZM241 167H244V168H241ZM16 168V169H15ZM11 169V170H10ZM13 169V170H12ZM18 169V170H17ZM66 169L67 170H69L70 172L68 173L67 172V174H65L66 173ZM110 170V171H111ZM62 171V173H60ZM118 171L119 170H117L116 172L118 173ZM65 172V173H64ZM112 173H113V171H111ZM110 172V174H109V176H111V173ZM72 173V174H73ZM60 174H62L61 176H64V178L63 179H61L60 177ZM65 174V175H64ZM104 175L102 176L103 178H104ZM114 175V174H113ZM33 176V177H32ZM178 176H180L181 178H179L180 180H181V182L183 181L184 183L186 182L185 180H186V178L189 180L190 178L192 179V180H194V178H195V180L197 179L198 181L200 180L201 181V183L200 182H197V180L194 182V184L193 183H191V185H189L190 183L189 182H193L192 180L190 181L189 180V184L188 185H186V186H188V188H187V190H182V188L180 189V187L179 186H177V184L175 185L174 183H172V180L174 179V177H177L178 178ZM106 177H105V179H103V181L104 180H107L106 179ZM182 177H184L185 178V180H184V178L182 179ZM26 178H24V180H23V178H22V180L21 179H19V180H21V181H23V182H25V180H26ZM30 178H27V179H30ZM177 178H175L176 180H177ZM70 178H68V180L67 181H70L69 180ZM92 179V180H91ZM95 179V180H96ZM101 179V180H102ZM174 179V180H175ZM18 180V181H19ZM31 180V179H30ZM95 180H93V181H95ZM100 180V179H99ZM100 180V181H101ZM187 180V181H188ZM1 181V180H0ZM21 181H19L18 183H20ZM66 181V180H65ZM64 181V182H65ZM67 181L65 182V183H67ZM92 181V182H93ZM98 181V180H97ZM96 181V182H97ZM100 181L97 183V184H95L94 182V185H90V186H95L96 185V187H94V188H97V186H99L100 185ZM10 182V181H9ZM12 183L14 186H12L13 188L14 187H16V188H18V189H20L21 187H23V185H21V184H23V183H20L19 185H21V187L19 188V187H17V183ZM92 182H91V184H92ZM102 182V181H101ZM181 182H179L178 184H180ZM217 182H220V183H222V184H224L226 187H224V192H222L221 193V191L219 192H215V193H208L209 194V198H207L208 197V195H206L205 193H206V191L208 192L209 191V189L210 188H212ZM6 183V182H5ZM27 183V182H26ZM30 183V182H29ZM29 183H27L26 185L27 186H29L30 184ZM31 183H33L32 182V180H31ZM88 183V184H87ZM176 183V182H175ZM183 183V184H184ZM11 184V185H12ZM64 185L63 186V188L61 189V185ZM85 184V185H84ZM87 184V185H86ZM186 184H187V182H186ZM201 184V185H200ZM8 185H10V184H8ZM25 185V184H24ZM26 185L24 186V187H26ZM33 184H31L30 185V187L32 186ZM35 185V186H36ZM161 185L163 186H165V187H161ZM200 185V186H199ZM218 185H220V184H218ZM104 186V184H102L100 187H103ZM185 186V187H186ZM190 186V187H189ZM221 186V185H220ZM23 187V188H24ZM33 187V186H32ZM31 187V189H33L34 190V188H32ZM43 187V188H44ZM70 187V188H71ZM85 187H83V188H85ZM221 187H223V186H221ZM221 187H220V189H221ZM13 188H12V190H13ZM27 188V187H26ZM36 188V187H35ZM46 188H44L43 190H46ZM69 188V187H68ZM88 187H86V189H87ZM89 188H91V187H89ZM87 189V190H91V189ZM105 188V187H104ZM163 188H165L166 190H164ZM29 190H30V188H28ZM40 189V188H39ZM59 189H61L60 191H61V194H60V192H59V194H58V191H59ZM86 189L84 190V191H86ZM99 189V188H98ZM98 189H97V191H98ZM199 191H198V190ZM219 189V188H218ZM223 189V188H222ZM9 190V189H8ZM26 190V189H25ZM24 190V191H25ZM37 190V189H36ZM36 190H35V192H36ZM41 190H42V188H41ZM95 190V189H94ZM137 190V189H136ZM200 190H201V192L202 193H204L203 195H205V196H207V197H204L205 199L207 198L208 199V202L206 201V200H199V198H198V195H202V193L200 192ZM14 191H15V189H14ZM17 191H19V190H17ZM46 191H48V190H46ZM101 191V190H100ZM99 191V192H100ZM196 191H198L199 193H197ZM26 192H27V190H26ZM26 192H23V195H24V193H26ZM33 191L31 190V193H32ZM51 192H49L50 194H52ZM92 192H94L93 190H92ZM194 192H196L197 193V197L195 196V194H193ZM261 192V191H260ZM9 193V192H8ZM19 193V192H18ZM29 193H30V191H29ZM34 193V192H33ZM259 193V192H258ZM13 194V193H12ZM20 194H21V192H20ZM38 194V193H37ZM37 194L35 193V194H25V195H34V196H37ZM98 194V193H97ZM169 194V193H168ZM171 194V193H170ZM177 194V195H178ZM7 195V194H6ZM19 195V194H18ZM39 195V194H38ZM46 195L48 196V197H50V198H48V197H46ZM54 195V194H53ZM62 195V196H61ZM78 195V194H77ZM87 195V194H86ZM174 195H176V193H174ZM185 195V196H184ZM202 195V196H203ZM19 196H21V195H19ZM90 196V197H89ZM170 196V195H169ZM264 196V195H263ZM6 197H8V196H6ZM83 197V196H82ZM85 197V196H84ZM87 197L89 198L87 201L89 202V200H90V198L91 197H93V198H91V199H93V201H94V203H96V199L98 200V198H96L95 197V195H92V193H91V195L90 194H88L87 195ZM87 197H86V199H87ZM94 197L96 198V199H94ZM179 197V196H178ZM17 198V197H16ZM19 198V199H20ZM25 198V199H26ZM41 198V197H40ZM40 198H38V199H40ZM45 198L46 199H48V200H45ZM181 198V197H180ZM255 198V197H254ZM7 199V198H6ZM14 199H15V197H14ZM28 199H30L29 201H28ZM78 199V198H77ZM84 199V198H83ZM86 199H84V200H82L81 198L80 199H78V200H76L75 199V204L77 205V202H78V204L80 203V206H81V204L84 206V205H86V207L88 208V209H86V211L84 210L85 209V207H81V209L80 210H78L79 212H81V211H83L84 210V212H85V215H89V214H92V215H96L95 213L97 212V211H100L101 210V212H103V213H105L104 211H102L103 209L104 210H106L107 208H108V206L106 207L104 204H106V203H104L103 204V202H102V204H99L98 205V207H99V209L100 210H97L96 211V207L92 204V203H90L89 205L87 204V201H86ZM127 199V200H128ZM173 199V198H172ZM179 199V198H178ZM202 199V198H201ZM247 199V198H246ZM264 199V198H263ZM141 200V201H140ZM163 200V201H164ZM182 200V199H181ZM181 200H179V201H181ZM20 201V200H19ZM40 201V202H39ZM70 201V202H71ZM99 202H100V200H98ZM119 201V200H118ZM204 201H206V202H204ZM264 201V200H263ZM12 202V201H11ZM15 202H17V200L15 201ZM65 202V203H64ZM69 202V203H70ZM175 202V201H174ZM177 202V201H176ZM185 202V201H184ZM249 202V201H248ZM20 204H21V206L24 204H22L21 202H19ZM72 203V202H71ZM73 203H74V201H73ZM111 203V202H110ZM161 203V202H160ZM165 202H163V204H164ZM179 204H180V202H178ZM188 204H189V202H187ZM192 203V202H191ZM215 203H216V205H215ZM220 203V202H219ZM264 203V202H263ZM3 204V203H2ZM19 204V205H20ZM60 204H62V203H60ZM176 204V203H175ZM238 204V205H237ZM261 204V203H260ZM25 205V204H24ZM47 205V206H46ZM53 205H51V206H53ZM59 205V204H58ZM66 205V204H65ZM65 205H62V206H65ZM67 205H68V202H67ZM88 205V206H87ZM102 205V206H101ZM161 205V204H160ZM243 205V204H242ZM15 206V205H14ZM56 206V205H55ZM61 206V205H60ZM71 204H70V208H71ZM77 206H79V205H77ZM101 206V207H100ZM158 206V205H157ZM176 206V205H175ZM178 206V205H177ZM184 206V205H183ZM260 206V205H259ZM262 206V205H261ZM6 207V206H5ZM16 207V206H15ZM20 207V206H19ZM23 207V206H22ZM25 207V206H24ZM23 207V208H24ZM26 207H27V205H26ZM31 209H32V207H31V205L29 206ZM67 207H69V205L67 206ZM73 207H75L74 205H73ZM97 207V208H98ZM104 207V208H103ZM188 207H189V205H188ZM223 207H226V206H223L222 205V207H220V206H217V208H218V212H221V214L223 213V212H225L226 210H225V208H223ZM233 207V206H232ZM50 208V207H49ZM52 208H54V207H52ZM51 208V209H52ZM57 208H58V206H57ZM80 208V207H79ZM106 208V209H105ZM200 208H202V209H200ZM216 208V209H217ZM231 208V207H230ZM258 208V207H257ZM263 207H261V209H262ZM17 209V208H16ZM19 209V208H18ZM18 209H17V211H18ZM27 210H28V207L26 208ZM51 209H49V210H51ZM65 209V208H64ZM75 209H76V207H75ZM83 209V210H82ZM23 210V209H22ZM34 210V209H33ZM47 210V209H46ZM48 210V212H50ZM212 210V209H211ZM225 210V211H224ZM241 210V209H240ZM11 211V210H10ZM19 211H20V209H19ZM188 211H190V210H188ZM208 211V210H207ZM213 211V210H212ZM239 211V210H238ZM257 211H258V209H257ZM30 212H32V210H30ZM60 212V211H59ZM100 212V213H101ZM111 212V211H110ZM134 212V211H133ZM211 212V211H210ZM216 212H217V210H216ZM237 212V211H236ZM252 212H254V211H252ZM256 212V211H255ZM262 212L264 213V209L262 210ZM27 213V212H26ZM25 213V214H26ZM57 212H55L54 214H56ZM72 213H74V212H72ZM81 213H83V212H81ZM108 213V212H107ZM131 213V212H130ZM129 213V214H130ZM188 213V212H187ZM199 213V212H198ZM250 213V212H249ZM257 213V212H256ZM1 214V213H0ZM15 214V213H14ZM30 214V213H29ZM53 214V216L55 217V215ZM75 214V213H74ZM97 214H99V213H97ZM106 214V213H105ZM105 214H103V215H101L102 217L105 215ZM110 214V213H109ZM135 214V213H134ZM200 214H202L201 213V211H200ZM204 214V213H203ZM215 214V213H214ZM243 214V213H242ZM254 214V213H253ZM7 215V214H6ZM5 215V216H6ZM11 215V214H10ZM24 215V214H23ZM57 215H59V214H57ZM56 215V216H57ZM79 215V214H78ZM84 215V216H85ZM92 215H90L91 217H92V219L93 218H95L94 216H92ZM139 215V214H138ZM210 215V214H209ZM255 215V214H254ZM254 215H252V216H254ZM256 215H258V214H256ZM263 215V214H262ZM17 216V215H16ZM28 216V215H27ZM31 216V215H30ZM73 216V215H72ZM80 216H82V215H80ZM99 216V215H98ZM101 216H99V217H101ZM220 216V215H219ZM229 216V215H228ZM259 216V215H258ZM257 216V217H258ZM24 217V216H23ZM59 217V216H58ZM75 217V216H74ZM73 217V218H74ZM77 217V216H76ZM201 217V216H200ZM247 217H248V215H247ZM261 217H264V215L263 216H261ZM3 218V217H2ZM22 218V217H21ZM34 218H32V219H34ZM50 218H52L51 216H50ZM96 218L98 219V220H101V218H98L97 217V215H96ZM95 218V219H96ZM103 218H105V217H103ZM114 218V217H113ZM187 218V217H186ZM224 218V217H223ZM254 218V217H253ZM210 219V218H209ZM212 219H214V218H212ZM211 219V220H212ZM230 219V218H229ZM240 219V218H239ZM261 219V218H260ZM260 219H257V220H260ZM6 220V219H5ZM103 220V219H102ZM109 220V219H108ZM113 220V219H112ZM119 220V219H118ZM118 220H116L117 222H118ZM186 220V219H185ZM211 220H210V222H211ZM250 220V219H249ZM248 220V221H249ZM252 220V219H251ZM12 221V220H11ZM21 221V220H20ZM97 221V220H96ZM115 221V220H114ZM120 221V220H119ZM261 221V220H260ZM10 222V221H9ZM45 222V221H44ZM99 222V221H98ZM109 222V221H108ZM110 222H112L111 220H110ZM209 222V223H210ZM231 222V221H230ZM263 222V221H262ZM13 223V222H12ZM32 223V222H31ZM115 223V222H114ZM251 223V222H250ZM253 223V222H252ZM257 223V222H256ZM259 223V222H258ZM264 223V222H263ZM45 224V223H44ZM195 224V223H194ZM226 224V223H225ZM4 225V224H3ZM35 225V224H34ZM42 225V224H41ZM198 225V224H197ZM204 225V224H203ZM212 225V224H211ZM210 225V226H211ZM219 225V224H218ZM242 225V224H241ZM262 225V224H261ZM261 225L259 224V227H261ZM22 226V225H21ZM33 226V225H32ZM38 226H39V224H38ZM20 227V226H19ZM23 227V226H22ZM33 227H36V226H33ZM40 227V226H39ZM46 227V226H45ZM232 227V226H231ZM235 227V226H234ZM251 227V226H250ZM258 227V228H259ZM203 228V227H202ZM208 228V227H207ZM210 229H208V233L206 234V236H207V238L205 239H203V238H198L197 240H196V242H198V243H201V244H204V243H208V242H206V240L207 239H209L210 240V242L211 241H215V242H218V243H220V242H222L223 240H224V236H223V234L221 233V229H220V227L219 226H215V228L214 227H209ZM262 228H263V225H262ZM9 229V228H8ZM33 229V228H32ZM255 229H257L256 227H255ZM19 230V229H18ZM12 231V230H11ZM22 231V230H21ZM32 231H34V229L32 230ZM62 231V230H61ZM251 231V230H250ZM13 232V231H12ZM16 232V231H15ZM20 232V231H19ZM248 232H249V230H248ZM252 233H248V234H246L245 236H243L242 238H239V239H236V238H231V239H229V241H230V243H231V251L232 252H235V250H237L238 249V247L240 248V249H244V250H246L247 252H248V255H249V252H255L257 249H259V247H260V245H262V244H264V229H261V230H257V232L256 233H258L257 235H256V233H255V235L253 234V232H255V231H251ZM1 233V232H0ZM223 233H225V232H223ZM243 233H245V232H243ZM60 235V234H59ZM241 235V234H240ZM239 235V236H240ZM232 236V235H231ZM2 238V237H1ZM9 239V238H8ZM228 239V238H227ZM64 240H65V238H64ZM67 241V240H66ZM2 244V243H1ZM13 244V243H12ZM200 244V245H201ZM210 244V243H209ZM223 244V243H222ZM228 244V243H227ZM4 245V244H3ZM2 245V246H3ZM9 245H11V244H9ZM199 245V244H198ZM7 246V245H6ZM6 246H5V248H6ZM14 246V245H13ZM12 246V247H13ZM216 246V245H215ZM218 246V245H217ZM220 246V245H219ZM10 247V246H9ZM11 247V248H12ZM16 247V246H15ZM18 247V246H17ZM10 248V249H11ZM261 248V247H260ZM3 250V249H2ZM8 250H9V248H8ZM17 250H18V248H17ZM20 250H22V249H20ZM243 250V251H244ZM16 251V250H15ZM242 251V252H243ZM258 251V250H257ZM13 252H14V250H13ZM17 252V251H16ZM20 252V251H19ZM246 252V253H247ZM15 253V252H14ZM236 253V252H235ZM1 254H3V253H1ZM232 254V253H231ZM253 254V253H252ZM6 255V256H5ZM9 255H10V253L8 252V251H5L4 250V255L3 256H5V257H7V258H9ZM2 256V257H3ZM15 258V257H14ZM246 258V257H245ZM3 259V258H2Z\"/></svg>",
    "mask_w": 264,
    "mask_h": 264
}]
</instances>
